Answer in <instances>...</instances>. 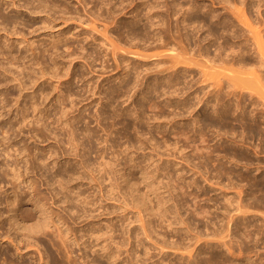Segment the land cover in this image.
<instances>
[{"label":"bare ground","instance_id":"1","mask_svg":"<svg viewBox=\"0 0 264 264\" xmlns=\"http://www.w3.org/2000/svg\"><path fill=\"white\" fill-rule=\"evenodd\" d=\"M24 1L26 2L25 4H27L28 7L30 5L31 6L33 5V2L31 0H30L31 2H29L28 0H24ZM39 1H40L39 4H37V6L34 7V10H39V9L45 10V9H48L49 11H57L59 9L60 12L62 11V7H61L62 5H59L58 0H39ZM93 1L94 0H90L89 3H91V2L92 3H94V2L97 3V0H95L94 2ZM137 1L138 0L121 1V4L119 2V5H117L118 6L117 9H116V4H117L116 3V4H113V7H111V8L108 9V14L105 11V15L106 14L108 15L107 19L110 20V23L112 25L115 24V27L113 26L114 27L113 29L116 30V32L114 34L115 36L114 35L113 36L111 35V32L110 31L112 30V27L110 28L109 25H106V27H105V25L102 23L104 25V27H103L104 31H102L103 29L101 27H99V28H101L102 30L98 29L99 31H102L103 32V34L101 33L102 36H103V41H101V44L100 45L101 46H107V45L110 46L111 51H109V52L111 54V57L114 59V60L113 59L112 60L115 63H117V66H115V67L122 68L121 71L123 72V73L121 72L122 73V76L119 74L121 77H119V75H118V78H116L113 81L110 79L111 81L109 80V82H108V85H109V84H111V82L114 83V81L116 82V80H119L118 85L117 84H115V85L113 84V85L108 86V88L106 87L107 85H104V86H102V88L104 89V87H106L108 89V90L106 89L108 92L107 91H103V90H102V93H100V94L98 93L99 91L97 92L98 95H101V96L102 95H105V97H101L100 98L101 101H105L106 100V102L108 103V105L112 107V103L114 105H116L115 103H116V101H118L119 98H121L123 96L125 97V95L126 96L131 95L129 92H133L132 90L135 89L139 84L141 86L144 85V87H142V90L141 91H142V95H143L142 98L144 100L145 99L148 100V101H146L147 102L146 103L147 106H144L143 104L140 105L138 103H135L133 105L134 106L133 107L134 108V111L131 112L133 109L132 110L130 109L131 110L130 113L131 114L133 113L134 116L136 115L135 116L136 117V120H139L140 122H142V121H144V116L146 115V111L147 110H149V111H151V112L154 113L156 110L159 109V111L158 112H155L154 115L152 117H150V119H152L154 116L157 119L158 118L161 119V117L164 118L163 116L166 117V115H164L162 113V110H161L162 108L164 109V107L163 106H161L162 108L160 107V104H158L157 101H155L156 99L155 98H154L155 100L153 99V97H154L153 95H156L157 96L160 92L162 93V96L163 95H167V96L171 95V97H166L165 100H167V98H169L172 101L173 100L172 97L175 94L176 96H175L174 99H176V97H177V100L179 99V101L177 103H182V105L181 106L180 105L178 106L176 103H174V101H172L173 103L171 102V104L170 103L168 104V102H169V99H168V101H166L167 102V104H166L167 107L173 108L172 110L175 112V115H174V113L172 115H170V114L167 113L169 115V117H171V116L174 117V116L177 115L178 117L181 118L182 117V114H183V111H184L185 114L187 112H189V111H190V113H192L195 110V108H196L197 105L203 104V106L201 107V109H203V113L204 114H207L205 112L208 111V114L209 115H207V116L212 117L211 120H209L210 119L209 117H208L209 119L206 118V119L203 120V122H204L203 124L205 125L206 128L207 127L211 128V127L215 126V128L217 127L219 130L226 129L227 131L228 130L233 131V130L236 129V128H233L232 127L233 124H234L233 122L235 121L238 124H240L239 125V128L241 127L244 130V132H241L242 130L240 131L238 129V131L241 132V137L240 136L239 137L241 139H245L244 142L247 139L245 137V134L246 133H247L246 136L249 138L247 140V142L248 141L250 142L251 141L250 139H252V138H259L260 144H261L260 145L261 146L260 147V151L258 150L259 148L256 149V150H254L256 148V147H254L255 146L254 143H253L254 146L251 145V147L253 146L254 149L250 147L251 149H253V151H255L256 156L258 154L264 153V116H262V115L261 116H258V115L255 116L253 114V110L251 112L246 111V105H247L246 102H248V100L250 101V102H248V103H250V106H253L254 107L253 109L255 110V112H256V110L258 111L259 107L262 105V104L259 105L258 109L256 108L258 105H257V102L254 101V95H253V93H255L254 89H256V91H258L257 89H260L261 91H264V34H262L263 31L261 29L259 30V28H261L260 27L261 25H262V27L264 26V18L262 17L263 16L262 15L261 17L263 18V20L260 19L261 20L260 21L258 19L260 17V14H259V16H257V18L254 17L255 18L254 19L253 18V16H254L253 15V12H254V10H256V14L257 13H261L260 12V8H261V4L264 5V0H258L257 2H255V1L253 2V0H212L213 3H210V4H213V5H216L217 3L218 4H221V6H223V7H221V9H223L224 13L223 14H222V12L221 13L220 12L218 13L219 10L217 11V8L208 9L209 8L208 7L207 10H208V14H210L209 16H207L208 14L206 16H204V15L203 16H199L198 15V13H200V11L202 12L203 10L206 9V6H204V5H207V4L202 5L203 2H199V3H202V4H199L195 0H193V1L188 0L189 4L185 0V2H187L186 3L187 5H184V4L181 3L184 0L183 1L180 0L181 2L179 0H171V1H169V0H139V2H137ZM81 2H83L82 4L84 6H86V5L89 4L88 3V0H82ZM106 2H104L105 3V6H110V5L112 6V3L113 2L112 3H109V2H111V1H109L108 4H106ZM124 2H128L127 4L125 3L126 6L124 5ZM15 3H13V4L17 7V4H15ZM92 3H91V5H92ZM95 3H94V5H92L93 7L96 6ZM134 3H135V5L133 6L132 4H134ZM100 4H103L102 1H101V3H99V5ZM114 5H115V7H114ZM121 5L122 6L124 5L123 8L122 7L120 8ZM101 6L104 7V5H100V8H101ZM143 7H145V8L143 9ZM118 8H120V9H118ZM129 8H130V10H128ZM31 9H33V8H31ZM92 9H91V11L88 9V12L91 13L95 9L97 11L96 12L94 10L95 11V14L98 13V10L99 9H98L97 6L93 10ZM102 9H104V8H102ZM62 12L64 14L66 13V11H62ZM62 12L60 14H62ZM1 13L3 14V12H0V15H1ZM36 13H37V11H36ZM129 13L131 14V16L128 17L127 20L126 19L124 20L123 18H122L123 20H120V17H122V15L123 16H126ZM48 14H49V12H48ZM92 14H93V16H95L93 12H92ZM92 14H90V15L92 16ZM102 14L103 13H101V17L104 16V18H103L104 20L103 21L106 22L105 21L106 20L105 17L107 15L105 16L104 14L103 15ZM129 15H127V16H129ZM93 16H92L91 19L95 23L98 20L94 19ZM98 16H99V14H98ZM3 17H5V16H3ZM68 18H70V17H68ZM95 18H96V16H95ZM99 18H100V16H99ZM9 20L11 21V18ZM9 20H7V19H3L2 20L3 23H6V27L7 26H10V25H7V24H10V21ZM101 20H102V18H101ZM11 22H13V20ZM44 22H43V24H44ZM98 23H100V22H98ZM108 23H109V21L106 22L105 24H108ZM259 23L261 25L258 27V24ZM47 24H48V22H47ZM195 24H200V25L203 24V26L205 28L207 26L208 31H207V29H205L206 32L208 33L207 36H206L207 38L201 39L200 36L197 37L195 35V33L193 31H191L192 29L190 30V28H193L194 29V27H192V26L195 25ZM6 27H5V29H6ZM204 27H203V29H204ZM244 29H246V30L244 31ZM88 31H87L88 33H86V32L84 33V35H86L84 39L85 40L91 39V41L93 43L96 42V39H93L94 37L89 36L90 30H88ZM98 33H100V32H98ZM19 35H21V34H19ZM58 35H60V34H58ZM64 35H65V33L62 36L64 38H62L61 35H60V38L57 39V37H56L52 41L53 43L51 42V45L52 46L51 45L50 46L52 48L50 47V49L54 50V52L56 51L57 54L60 52L59 51V46H60L59 44H63L68 50H70L71 48H74L75 47L73 44L68 43L69 41H71V40L68 39L69 36L67 37L66 35L65 36ZM248 35H250L251 37L249 36L250 37L249 38ZM72 36H74V35H72ZM80 36H83L82 32H81V34L79 36L74 37V38L77 39L78 37L80 38ZM52 39H53V37H52ZM78 40H76V41H78ZM21 41H22V39H21ZM218 41L219 42L221 41L222 43L219 44ZM214 42L215 43L218 42L217 43V46L214 44ZM19 43H20V40H19ZM88 43H90V42H88ZM147 43H149V45H148L149 47L147 46ZM24 44H25V42H24ZM27 46H29V45L27 44ZM31 46H32V44H31ZM214 46H216L217 48L215 49ZM15 47L13 46V44L2 46L1 43H0V49L2 51V52H0V74L3 77V80L0 81V86H1V84H3L2 87L7 88V90L10 87H16V88H19L20 91H22L24 89V84H25V87H27L26 85H28V84H26V81L29 79V80L32 81L31 82V84L33 83L32 85L35 86V84L37 83V86H38L39 91H40L39 93L41 94V95H39V94L38 95L41 96V97H43L44 100L47 101V99H49V95H48L49 93L47 94L45 92V90H42L43 89L42 88V85L45 84L46 81H43L42 80L43 82L41 81V83H40V81H39L40 78H38L36 76H33V74H31V70H29L28 73L25 72L26 68H28V69L29 68H32V67L34 68V66L31 64L32 62L30 63L32 65L31 67L24 66L25 64L28 65L27 62L23 66H21L19 64L20 63L19 60L22 58L23 55L19 56L20 54L19 55L16 54V52L14 50L17 49V48H15ZM32 47H34V46H32ZM28 48H31V47H26L25 49H28ZM37 48L38 49H42V48H39V47H37ZM37 48L30 50V52L32 51L31 53L33 55V58L32 59L34 60L35 65L36 64L37 65L38 64H41L47 70V67L45 66L46 64H45V62H43L44 60L42 59L41 62H43V63H41L40 60H39L40 58L39 59L36 58L37 57V54L40 53V55H41V51H43V50H40L39 51ZM75 48H77L78 51H76V50L73 49L74 51L71 52L72 50H70L69 52H71L72 54H69L70 56L69 55H66V56H69V58H71V56H75V58H76V55H74V53L79 52V50H80L81 47L80 48L75 47ZM134 48H136V49L137 48L138 49L140 48L139 50L143 51L145 54L143 52L141 53V51H135L136 49L134 51H132L133 52V54H132V52L129 51V50L130 49L133 50ZM212 48H213V50L214 49L215 50L212 51ZM36 49L39 51V53L37 52ZM46 49H48V46L42 52L41 58L43 56L45 57V54H44L45 52L48 53V50L49 49L47 51H46ZM81 49L86 51V49H85L84 46H82ZM107 49L108 48H106V50ZM93 50H90V53L87 52L88 53V56L86 55L87 57H89L90 60L92 58L94 59V55H95L94 52H95V50H94V52H92ZM164 50L167 51V54L166 53L165 54H162L163 52H165ZM87 51H89V50H87ZM146 51H149V52L150 51L151 52L154 51L155 53L153 52V54H149L148 55L146 53ZM156 51H158V52L156 53ZM168 52H169V54H168ZM56 53H54V56L56 55ZM102 53H104V52H102ZM107 53H106L105 56L108 55ZM61 54H63V53H61ZM129 54L133 55L132 58H135V57L141 58L142 57V58H144V59L146 58L148 60L146 62H143L144 64L141 63L142 61L140 63H139V61H138V63H136L137 61L135 63H133L131 60H129V59L127 60V58H126ZM4 55L6 57L5 59H4ZM52 55H53V53H52ZM79 55H77V57H79ZM97 55H99V53ZM59 56H61V55H59ZM66 56L63 57V55H62L61 57H63L62 59H65L66 60V58H67ZM81 56H80V58H83ZM38 57H40V56H38ZM23 58L25 59V57H23ZM26 58H27V56H26ZM85 58L86 57L84 56V59ZM59 59H61V58H59ZM93 59H92V61H93ZM99 59H100V57H99ZM28 60L30 61L31 59H28ZM51 60H53V62H54L53 67H57L59 65H62V63L59 62L60 60L58 61L60 64L57 65L58 63L56 62V58L55 57H54V59L52 58ZM86 60L83 61V62H85V63L88 62ZM62 61H64V60H62ZM30 64H29V66H30ZM88 64L90 65L91 63H88ZM257 64H258V67H255V68H258L259 70L256 72V71H254L255 68L253 66L254 65H257ZM89 65H87V66H89ZM153 65H155V66H153ZM89 67H87V68H89ZM45 68H41V70L43 69L42 70V73L43 74H45V70H44ZM49 68H52V67L49 66L48 69ZM65 68H66V66H65ZM56 70H59V69H56ZM91 70H92V68H91ZM91 70L89 68V71H91ZM220 70L221 71L223 70V71L221 72ZM63 71H60V72L63 73ZM67 71H69V69ZM48 72H50V69L48 70ZM48 72H46V73H48ZM25 73H27V75H25ZM68 73H70V72H68ZM51 74H53V73H51ZM149 74L150 75L151 74H154V75H152V76H154L153 79L150 76H149V78H147V76ZM53 76H54V74H53ZM57 76H59V73H58V75L55 74V77L58 79ZM81 76H82V74H81ZM81 76H80V78H81ZM83 76H84V74H83ZM60 77H59V79H60ZM75 77H76V75H75ZM26 78H28V79H26ZM84 78H86V77L84 76ZM189 78H192V79L189 81L188 80ZM71 79H72V77H71ZM148 79H151V82L148 83ZM29 80H28V82H29ZM106 82H107V80H106ZM59 83H62V82H59ZM67 84H68V81H67ZM159 84H161V85L165 84V85L161 86L162 89L159 87L161 91L158 89V87H156V85H159ZM140 85H139V87H140ZM146 85H148V86H146ZM40 86H41V88H40ZM44 86L45 85H43V87ZM60 86H61V84H59V87ZM59 87H57V90L60 89ZM194 87H197V88L192 93L188 92V91H192V89ZM91 88H90V90H91ZM139 89H141V88H139ZM149 89L152 90V91L149 92ZM206 89H209V90L206 91ZM24 90H26V89H24ZM62 90H59L60 91V92H58L59 95L56 94V95H58V96H55V98L57 97L55 99V101H54L56 103H53V104L51 103L52 106H50V107H53L54 105L56 106L57 103H60L62 105L64 103L66 104V102L67 101H70V99L73 97L72 92L66 94V92H64L65 90H63V91ZM94 90H96V89H94ZM136 90L138 91V89H136ZM136 90H134L135 91L134 93H136ZM144 90H146L148 92H146ZM92 91H93V89H92ZM249 91H252V92H249ZM261 91L260 92L258 91V92L262 96V93L264 95V92H261ZM90 93H92V92H90ZM179 93L180 94L182 93L181 94L182 96L183 95H187V96L181 97ZM96 94L93 91V95L95 96ZM139 94H141V93H139ZM10 95H11V93L9 95L7 93L6 97H9ZM20 95H21V93H20ZM33 95H34V93H33ZM192 95H196L197 102H195L194 104H190L189 103V101L192 100V98L189 99V97L192 96ZM22 96L23 95H21V98H22ZM237 96H239L240 99H236ZM252 96H253V98L251 99ZM158 97L159 96H157V100H159ZM192 97H194V96H192ZM21 98L19 100L17 99V101L20 102L19 105H18V107L21 105V103H22L21 101H23L22 105L24 104L23 105V108H21L22 105L20 106V108L22 109L21 124H23V125L25 124L26 127L29 128V131L30 132H34V133L37 134L36 136H40L42 132L45 133V131H47V132H50L51 134H53L55 136V138L53 137V139H56L57 140V138H59V136H61L62 133L61 134L59 133L60 134L59 135L55 131H56L58 125L62 126L64 124V126L67 127L66 130L68 129V132L67 133H68V135L70 137L69 143L72 146H74L77 150L81 146H84V143L80 144V142L78 141V139L76 137V133H75L76 132V128L73 125L75 123H80V121H81L80 120V117H81L80 115L81 114L80 115L77 114L78 116L76 115V116H72L71 117V116H69V111H68L69 110L68 109L69 106L63 107L61 105H60L61 108H63V111H62V109L59 108V110H61L60 113L62 112L61 114H58L59 113V110H58V112L56 110V108H57L58 105L56 106V108L54 107L55 109H53L52 112H50V113H49V111H45L44 112V110L40 109L41 104H44V100H43V103H41V104L39 102L37 103L36 102V101H38V100H36V99H38L37 98V94H35L34 97H31V98H33L32 99L33 101L31 100L30 103H28V102L26 103V101L23 100V99L21 100ZM76 98L78 100L77 95H76ZM24 99H25V97H24ZM50 99H54V98H50ZM34 100H36V101H34ZM165 100H164V103H165ZM10 101H11V99H10ZM80 101L81 100H79L78 102H80ZM134 101H132V102L134 103ZM74 102H76V101H74V100L71 99L72 109L74 107L73 106L74 105ZM78 102H77V104H78ZM128 102H129V100H128ZM212 102H214V103L212 104ZM258 102H259V100H258ZM3 103H4V101H3ZM9 103L10 102H8L7 104H9ZM17 103H15V104H17ZM99 103H100V101H99ZM133 103H131V104H133ZM160 103H161V101H160ZM161 104H163V103H161ZM210 104H212V105L210 106ZM119 105H117V108H118ZM104 106H102L101 108L102 109L103 108L106 109V107H104ZM106 106H107V104H106ZM208 106L213 107V108H210V109H213V110H207ZM250 106H249V108H250ZM20 108H18V109H20ZM29 108H31L32 110H34V111H32L33 113L35 112L34 113V116H33V114H30L29 113L30 115L33 116V117L31 116L32 118L28 114V111L31 112V110ZM117 108H116V111L118 109L119 110L121 109V108H118V109ZM263 108L264 107H262V109ZM102 109H100V110L102 111ZM41 110L44 112L43 119H40L39 118L40 117L39 114L40 113L43 114V112ZM45 110H47V109H45ZM110 110L112 112L113 111V107L110 108ZM126 110H127V108L125 109V111ZM169 110H170V108H169ZM172 110H171V113H172ZM181 110H183V111L181 112ZM260 110H261V108H260ZM116 111H114L115 114H117ZM125 111H123V112L125 113ZM70 112L73 113V110L70 111ZM106 112H107V110H105V113ZM117 112H119V111H117ZM261 112H264V110H261ZM81 113H82V111H81ZM105 113H104V115H106ZM121 113H122V111H121ZM121 113L119 112L117 114L116 118L117 117H120L123 114V113L122 114ZM126 113L128 114L129 111L128 112L126 111ZM256 113L258 114V112H256ZM131 114H128V115H131ZM260 114L261 113H259V115ZM110 115L112 116V115H114V113L113 114H110ZM128 115H126V116H128ZM133 115H131V116H133ZM197 115H200V114H198V112H197ZM101 116H102V114H100V118H101ZM107 116H109V114L106 115L105 119H100L99 118L100 119L99 120L97 118V121H98L99 125H101V129L102 130H104V126H102L103 125V121L107 120L106 123H108L109 122L108 120L110 118L113 119V121H114L113 124H112L114 127H115V124H117V123H115V119H116L115 117L112 118V117H107ZM124 116L122 115V117H124ZM177 116H176V119L178 120L179 118ZM213 117H216L215 119H217L216 120L217 121L216 124L214 123L215 121L212 120ZM51 119H53V120L50 121ZM164 119H162L163 122H165ZM172 119L174 120L175 117L172 118ZM260 119H261L262 123L259 126L258 123H256V122H257V120L260 121ZM122 120H123V118H122ZM153 120L155 121V119H153ZM165 120H167V119H165ZM173 120H172V122H173ZM118 121H119V119H118ZM132 121H130V122H132ZM156 121H159V120H156ZM169 121H171V120L169 119ZM201 121L199 120V118H197L195 120V123L200 126V122ZM17 122H18V120H17ZM122 122L120 123V125L122 124ZM130 122H128V123H130ZM167 122H168V120L166 121V123ZM190 122L193 124L194 123V120H193V122L192 121H189V123ZM254 122L257 124L255 128H254V126H255L254 125ZM10 123H13V122H10ZM111 123H112V121L110 122V124ZM128 123L126 124V123L123 122L124 125L123 124L122 125L124 126L123 129L125 128L126 131L129 132V130L131 129L130 127H134V126H132L133 124L131 125V124H128ZM177 123H178V121H177ZM184 123L185 122L183 121V125H182L183 128H179V129L177 128L176 133H174V135L178 138V140H177L178 143H179V139H184V140H182V142L185 141V144H188V143H190L189 140L192 139V140H190V141H192L191 143L194 144L192 146L193 147L192 149L194 151L198 152V154L195 152L196 153V156L197 155L198 156L200 155V157L202 159L203 158H206V160L208 162H210L211 157L213 158V156H214L213 154H216L214 152L220 150L221 151V152L219 151L220 154L223 153L222 150H225V149H222L221 150V149H219V147L222 146V148H223V145L222 144H225L226 145L227 142L225 140L224 141L226 143L223 142L222 144H220L219 147L217 145H214V147L215 146L218 147V148L216 147L218 150L216 148H213V147H212V150H210L211 145H210L209 141H208V146L207 145L205 147L203 146V144L205 145V143H207V140L205 139V136H206L205 134L209 135L208 133H206L207 131L205 132V130H204L205 127L202 128L200 126V129L198 128L199 130H195L194 132H192V134H190V132L186 131ZM55 124H57L56 127H54ZM139 124H137V126ZM143 124H145V123H143ZM185 124H186V126L188 125L187 120H186V123ZM9 125H11V124H9ZM134 125H135V122H134ZM145 125H147V124H145ZM173 125H171V128L172 129H173ZM177 125H179V124H177ZM194 125H189V126H194ZM20 126H22V125H20ZM117 126H119V124ZM137 126H135V129H136ZM189 126H188L187 130L190 129ZM236 126H234V127H236ZM5 127H7V126H5ZM11 127H13V126H11ZM87 127H88V125H87ZM112 127H111V125L109 126V128H112ZM23 128L24 127H22V129ZM137 128H138L137 129L138 131H141L143 133V130H140L139 126ZM1 129H3V128H1ZM59 129H61V127ZM63 129L64 128H62V131H63ZM115 129H117V128H114V130ZM20 130H21V128H20ZM161 130H162V127H161ZM174 130H176V129L174 128L173 131ZM215 130L213 128V132ZM94 131H92V129L90 130L89 127H88L86 129V131H85V133L87 132V134H86L87 135V138H86L85 133H84V136L87 139L86 140V142H87L86 144L88 146H90V147H91V144L93 143V141H95L96 139L98 140V138H99L98 137L95 140H93V138L97 137L96 132H94ZM110 131H111V129H110ZM110 131H108V132H110ZM115 131H117V130H115ZM138 131L137 132L135 131V132L136 133H139ZM158 131H157V133H158ZM163 131H162V133L164 134ZM9 132H11V131H9ZM64 132H65V130H64ZM108 132H107V134H108ZM234 132H231V133H233V135H235ZM153 133H156V132H153ZM220 133L221 132H219V134H218V132H217L218 135H220ZM7 134H8V132H7ZM82 134L83 133H81V135ZM104 134H106V133H104ZM139 134L141 136V133H139ZM189 134H190V136L193 135L192 138L189 137ZM238 134H240V133H238ZM129 135H130V133H129ZM142 135L144 136V134H142ZM159 135H161L160 132H159ZM218 135H217V137H218ZM226 135H227V133L224 134V136H226ZM48 136H49V134H48ZM171 136H173V135H171ZM49 137H51V136H49ZM122 137L124 138V135H122ZM145 137H146V135H145ZM157 137H158V135H157ZM221 137H223V136L221 135ZM42 138H44V137H42ZM103 138H105V137H103ZM137 138H138V136H137ZM161 138H162V136H161ZM169 138H167V139H169ZM196 138H198V141L199 140L201 141V144H199L201 146H199L197 144L199 142L196 141L197 140ZM206 138H208V137H206ZM44 139H46V138H44ZM152 139H154V137H152ZM219 139H220V137H219ZM230 139H229V142L228 143H230ZM235 139H233V140H235ZM3 140H6V139H3ZM82 140H85L84 137H83ZM140 140H141V138H140ZM146 140H148V138ZM9 141H10V139H9ZM143 141H145V140H143ZM148 141H150V140H148ZM151 141H153V140H151ZM172 141H173V139H172ZM58 142H59V140H58ZM100 142L102 143V141H100ZM109 142H110V140H108V138H107L105 140V143H109ZM119 142H117V143H119ZM140 142H139V144H140ZM161 142L163 144V141L162 140H161ZM161 142H160V145H161ZM217 142H220V141H217ZM237 142L240 143L239 141L236 140V143L235 144H237ZM251 142H253V141H251ZM101 143H99V144L101 145ZM112 143H113V141H112ZM136 143H137V141H136ZM145 143H146V141H145ZM164 143H166V142H164ZM174 143H176L175 142V139H174ZM130 144H132V143H129V145ZM182 144L184 145V142ZM217 144H219V143H217ZM245 144L243 145V143H242L241 145H243V146H245V148H247L246 147L247 145H245ZM151 145H152V143H151ZM175 145H177V143ZM191 145L188 144L187 146H191ZM229 145L231 147V144H229ZM233 145H234V143H233ZM127 146H128V144H127ZM133 146H136V145H133ZM212 146H213V144H212ZM227 146H226V148L228 149L229 147H227ZM248 147H249V145H248ZM69 148L71 149L72 147H69ZM154 148H155V146H154ZM156 148L158 149V147H156ZM189 148H191V147H189ZM231 148L228 149V150L227 149L225 150V152L227 153V155H229V158H230L231 155L232 156L235 155L238 158H240L239 159L240 161L246 160V163L247 164H248V162H251L252 163V160H253L252 157H253V154H254V152L252 153V150H250V152L252 153V155H251V154L245 152V150H244V152L242 150H241L242 152H240V150L237 149L239 147H237L236 149L233 147L235 150H238V151L232 150L233 148L232 149ZM84 149L86 150V147L85 146H84ZM181 149H183V148L181 147ZM181 149H179V150H181ZM239 149H242V148H239ZM8 150H7V152L9 153ZM31 150H29V151H31ZM193 150H191V151H193ZM246 150H248V149H246ZM18 151H20V149ZM26 151H28V150H26ZM73 151H75V150H73ZM90 151H91V149H90ZM62 152H63V150H62ZM79 152H81V150ZM85 152H88V151H85ZM85 152H83V153H85ZM180 152H182V151H180ZM83 153H82V155H84ZM93 153H94V151H93ZM95 153H96V151H95ZM26 154H28V153H26ZM91 154H92V152H91ZM55 155H58V153L57 154L55 153ZM227 155H226L225 158L228 157ZM27 156H29V155H27ZM35 156L34 157L31 156L32 157V160H31V162H32L31 164L32 165L30 164V167H27V169L25 167V169L27 171L28 170H32V172H33V169H38L40 171L44 167L46 169V166L45 165H46L47 162L45 163V161H43V160L40 161V159H42V158L39 156L40 159H37V157H35ZM88 156H91V155H88ZM157 156H158V153H157ZM187 156L188 157L185 156L186 159H188V158L191 159L190 156H189V154ZM218 156H219V154H218ZM222 156L223 155H221L219 157H222ZM14 157H16V156H14ZM85 157H86V155H85ZM102 157H103V154H102ZM191 157H192V155H191ZM214 157H217V155H215ZM44 158H46V157L44 156ZM225 158L222 157V160H224ZM257 158H259V157H257ZM257 158H256L257 162H260L261 160H259ZM97 159H99V158H97ZM202 159H200V160H202ZM204 160L205 159H203V162H204ZM232 160H234V159H232ZM239 160L237 159V163L240 162ZM38 161L41 164H43L42 165L43 167L41 165H38V163H39ZM85 161L82 158L81 163H82V166H84L83 168H85L86 167L85 165L87 164V160L86 159H85ZM101 161L103 162V159ZM191 161H193V160L191 159ZM198 161H199V158H198ZM19 162H20V160H19ZM19 162H16V163H19ZM221 162L222 161H220L219 163H221ZM99 163H101V162H99ZM106 163H104V164L106 165ZM233 163H236V162H233ZM25 164L27 165L26 162H25ZM55 164L56 163H54V165ZM101 164L103 165V163H101ZM189 164H190V162L188 163V165ZM192 164H195V162L192 163ZM192 164H191V166H192ZM211 164H213V163H211ZM211 164H210V166H211ZM227 164H225V165H227ZM18 165L19 164L15 165V168L14 169H13V167H10L9 164L8 165H5L6 168H5V170L3 169L2 174H1V175L5 176V177H10V179H9L10 181L9 182L11 183L10 184L12 186L11 189L13 190L12 192H13V196L15 198V199L13 198L14 200L11 202V197L8 195V200L6 202V204H7V207L6 208H8L7 211H6L7 212V215L5 216V214H3L5 217H7L6 220L5 219L4 220L6 221V223H8L7 221H9L10 226L9 225L8 226L11 227V229H9V230L6 228L8 230V232H7V237H5V239L8 238V240L14 246L15 252H13V250H7L6 251V248H5V251H6L5 252L2 249V247H1L0 248V264H81V263L82 264H139L140 263V262H138V260L141 259V258H139L138 260H137L138 257L135 258L138 255L136 253V249L137 248L135 250L132 249L131 253H133V251H135V252H134L133 255L129 254V256L127 257V259H123V257L121 256L122 255V252L120 254V251H121L122 248H124V245H125L124 242L126 241V240H124L125 237H124V239H121L124 242L119 241L120 234L121 233L118 232L119 235H117V238H115L114 236H113L114 238L111 237L112 234H111V236L110 235L108 236L110 228H112L111 230L113 231L115 229V228L113 229V227H116V224L111 225L112 224L111 223L110 224L111 225L110 228L106 225L109 229H108V231L106 230V232H105V230H103L105 233L102 232V228L101 229L99 228L100 229V232H102V235H100L99 232H98V234H99L98 235L94 231V229L97 230L96 228H94V226H95V224L97 222L95 223V222L91 221V222H93L95 224L92 225V227L88 226V230L86 229L85 231H83L81 229V231H83L84 234L79 235V232H81V231L77 230L78 227H76V225L79 224L78 223V220H80L81 218L82 219L83 218H86V220H88V218L91 219L90 217L93 215L92 214L93 212L90 213L91 215L89 214V212L92 211L91 210L92 207H90V206L93 205V203H92L93 200H90L89 197L83 195V193H80L79 192L80 190H78V192H77V189H78L77 187H76V189H74L75 186L73 188L71 187L70 184H72L71 181H73V180H70V178L76 176L75 175V169L73 170V168H72L71 171L70 170L69 171L68 170L65 171V172H67L66 173L67 176L66 175L65 176L67 178L69 177V179H67L64 176V173H63L64 171L62 172L60 170L63 173V175H61L59 171H58L59 174H58L57 171H56L57 174L54 173V174H56L57 180L55 179L56 181L55 180H53V181H55V183L58 182L57 184H58L59 190L57 189L58 191H56V187H54L53 189L51 188L53 193L52 192H50V193H51V195H53L52 196L53 199H54V202L53 203L54 204H57L59 206H62L63 204L66 205L63 208V210L60 209L61 211L56 212V211H54V209H51V207H50L51 205L49 204V202H50V200H52V198L50 196L44 195L43 192H41L40 186L38 185V183L36 181H34V178H33V180L30 179L31 180L30 181V186H29L30 188L27 187V186L26 187H22V182H24L25 180L21 182V179L23 178V174H22V172H20V170H21L20 167L21 166L19 167ZM97 165H99V164L97 163ZM205 165H207V163H205ZM205 165H202V164L199 165V163H198V166L199 167L202 166L203 168L204 167L206 168ZM225 165H223V167H222L221 164H220L219 167L217 166L215 168L217 170V172H218V173L216 172L217 174H215V171L214 170H210L211 172L214 171L212 173H214L216 175V176L214 175L215 177H213V176H211V177H213L215 179H217V178L218 179H221V176L223 177L224 175L227 176L229 174H233L234 171L233 170H230L232 168L227 169L228 167H231V166H228V167L225 168L224 167ZM248 165H249V167L252 166V164L251 165L248 164ZM248 165L246 167H248ZM12 166H13V164H12ZM140 166H141V164L140 165L137 164V166L136 165H133L131 167H129L128 165H125V167H123V169H121L119 171V172L122 171V173H120L121 174V178L124 180L123 182L127 184L126 185V188L127 189L132 190L137 185L136 180H134L133 177H132L133 176L132 175V173H133L132 172V169L138 168ZM210 166L207 167L206 170L207 169L209 170V168H211ZM234 166H236V165H234ZM256 166H257V163H256ZM202 167H201V169H202ZM87 168H85V169H87ZM142 168H144V166ZM194 168L192 170L193 172L196 169V168L195 169ZM205 168L203 169L204 171H205ZM235 168H234V170H235ZM258 168H256V169H258ZM260 168H263V167H260ZM60 169H61V167H60ZM98 169H99V167H98ZM252 169H253V166H252ZM252 169H250V170H252ZM99 170H98V173H102V172L105 173L106 170H107V168L105 169V167H103L100 170V172H99ZM148 170H146V169H145V171L143 170V174H142L143 175V182L145 184H146V182H150V183H148L146 185V188L149 191L154 192L156 194V198H157V201L158 202H157V205H155V206H158V207L157 208L155 207L156 210L153 207L152 208L154 210L151 208V206H152V199L151 198L152 197L149 199V197H148L149 195H147L148 193H146L147 190H145L146 192L144 194H142V196L139 199L136 198L134 200H136L139 204L141 203V206H140V214H141L140 215V217H141L140 218V221H141V225H140V227H141V231L143 233V236H144V238H145L146 241H149V242H152V243L146 244V242H144V239L142 241L141 238L139 237L140 235H138V236L136 235L135 229L133 231V229L132 230L131 229H128L127 230L125 228V230H127V231L124 230L125 231L124 233L127 232L126 234H128L127 235L128 236L127 237V240H128L127 242H129L131 239H134V244H137L138 243L139 245H142L143 247H145V249H146L145 256L148 258L147 260H149V261H152L153 260L152 258L157 255L155 253L156 255L154 254L151 257L149 256V255H151L150 252L152 251L151 244L157 246L156 248H158L160 250V253H158V255H161V254L162 255H161V257H158L157 260H154L153 262H151V264H264V223H263L264 221H262L263 220V217H264V214L262 212L259 213L261 215L263 214L262 216L260 215V217H262V220L259 219V222L262 221V223H263V224H261V222H260L261 225L256 224V223L253 224L254 221L252 223V219H251V218L254 217V214H253V212L251 210L254 209L253 210L254 213H258V212L255 211L256 209L257 210H261V209L263 210L264 209V177L263 178L262 177L261 178H258L256 176V177H253L252 178V176L249 175V174H252V173H249V171H247L248 174H245L246 173V169H245V173L243 172V170H242L243 173H240L241 172L240 171L239 174H238V177L240 178V180L243 181V182L246 181L244 183H247L248 182L251 185V187H254V188L256 187L258 189V190L257 189L256 190L259 193H257V194H254V193L252 194L251 193L255 197L251 195L254 198H252V197L251 198H248L250 196H248V197L246 196L247 198L245 197L246 198L245 199L244 196L245 195H249L250 193L248 192L249 190L247 191L246 189H244L245 186H243V189L249 193V194L247 192L244 193L243 192L244 190L242 191L243 192V195L245 194L242 197L244 199L241 198V200H239V203L238 204L237 203H231L230 204V202L228 201L227 203H229L230 206H228L227 204L226 205L224 204L223 207H222V208H224L223 209L224 211L223 210L219 211V207H217V209H215L216 208L215 207L214 210H216V211L214 212L212 206H211L212 207V210H211V207L210 206L204 205V204L201 205V202L202 201L204 202L205 201V198H206V196H204V194H201V196L203 195L202 197H205V198L204 199H201L200 194L197 193V192H195V190H194V192L188 190L189 188L192 189L191 188L192 185L195 186L198 183L197 181H199V180H197V181L193 180L191 183H188V184H187L188 181L186 183L185 182H182L184 184H187L185 186V185H181V184L175 182L177 180H175L173 182L171 178L174 177L175 175L172 174L173 175L172 177L170 175H168L170 177H167L169 181L167 180L168 182L166 183V182L163 181V179L161 180L162 177L160 178V176L161 175H164V170H166L165 171L166 173L167 172L170 173V171H168L165 168L162 171V168L159 166V171L156 170V172L159 173V172L162 171L163 174L162 173H160L161 175L159 174L160 176H159V179L158 180L160 181V184H161V181H163L169 187V190H167V189L166 190L170 194H169V197H166V196H161V194L163 192L162 193L161 192H158L159 186H156V185H157V183L159 185V181L157 179H154L153 178L154 176L153 177L151 176V174L153 175V172L150 171V170H149L150 171L149 172ZM185 170H187V169H185ZM27 171H25V172H27ZM207 171L205 172L206 174L208 173ZM37 172H39V171H37ZM48 172H50V171H48ZM87 172H88V170H87ZM95 172H96V170H95ZM156 172L154 171V174ZM263 172H264V168H263ZM80 173H78V174H80ZM175 173H177V172H175ZM181 173H182V170H181ZM181 173H178V174H181ZM198 173H199V175H200V173H202V176L205 177V175H203L204 172H200L199 171ZM54 174L52 175V177L53 176L55 177ZM90 174H91V171H90ZM210 175H212V174H210ZM254 175H255V173H254ZM42 176L44 177L46 175H43V172H42ZM192 176H191V178L192 179H195ZM231 176H233V175H231ZM80 177L81 176H79V178ZM100 177H102V176H100ZM204 177L203 178L201 177L203 179V181H204L203 183L208 182V180L206 178L207 175L205 177L206 179ZM208 177H210V176H208ZM211 177H210V179L208 178L209 179L208 185L209 184H212V183H210V180L212 179ZM224 177H223V179H224ZM165 178H166V176H165ZM229 178H231V177L229 176ZM229 178H227L225 181H227ZM52 179H54V178H52ZM80 179H78V180H80ZM94 179L96 180V177L95 176H94ZM153 179L154 180H157L156 181L157 183H154L155 181L153 182L152 181ZM175 179H176V177H175ZM173 180H174V178H173ZM179 180H180V178H179ZM230 180L228 181V183L226 182V185H228L229 183H233L234 184V182H235L234 180L235 179H232V181H234V182H230ZM53 181H52V183H54ZM182 181H185V179L182 180ZM211 181H214V180L212 179ZM170 182H173V183H171V185H170ZM214 182H217V181L215 180ZM52 183L51 184L49 183L50 187H53L55 185V184H52ZM164 183H162V184L165 185ZM180 183H181V181H180ZM199 183H201V182H199ZM218 183L220 184L221 181L220 182L218 181L216 183L219 186ZM237 183H235L234 185H236ZM117 185L119 186V184H117ZM198 185L200 186V184H198ZM214 185H215V183H214ZM217 185H215V186L217 187ZM234 185L231 184L232 188H233ZM197 186H195V187L197 188ZM236 186H239V185L237 184ZM25 188H29V189L26 190ZM203 188H204V186H203ZM218 188H220V187H218ZM245 188L249 189L248 187H245ZM102 190L104 191V189H102ZM201 190L204 191V189H202V188H201ZM215 190H216V193H217V189L216 188H215ZM224 190H226L225 187H224ZM220 191H222V190H220ZM106 192H108V194L110 193L108 190ZM132 192H134V191L132 190ZM164 192H166V191H164ZM242 192H240V194ZM3 193H4V191H3ZM84 194H85V192H84ZM108 194H106V195H108ZM237 194H238V192H237ZM140 195H141V193H140ZM164 195H166V194H164ZM167 195H168V193H167ZM223 196H221V197H223ZM229 197H231V196H229ZM210 198H212V197H209V200H210ZM207 199L208 198H206V200ZM215 199H217V198L212 199V200H214V203H215V201L218 202V200H215ZM238 199H239V197H238ZM227 200L228 199L226 198V201ZM229 200H231V199L229 198ZM171 202H172V204L170 205L169 203H171ZM223 202H225V201H223ZM60 203H61V205H60ZM27 204L32 205L34 207V210L25 209L24 207ZM215 204H218V203H215ZM88 206L90 207V211L88 210V208H89ZM232 206H234L233 209H232ZM66 211H67V213H66ZM182 211H184V213L186 214V216L184 215V213H182ZM64 212H65V214H64ZM3 215L0 214V224L2 222L1 221V218H2ZM250 215H253V216H250ZM255 216H256V214H255ZM258 218H259V216H258ZM21 219L24 220V222H26V223H29V222L32 223L33 222V224L32 225L31 224L30 225L28 224L29 226H26L25 223L23 224L21 222ZM152 219L153 220L155 219V222H156V219H158L159 220V225L162 224V226H165L167 229L169 228L170 234H172V235H169L168 234L169 231H168V233H165L163 231L164 234L161 235L162 233H160V230H158V225L156 226V223L157 222L155 223ZM91 220H93V216H92V219ZM257 221H258V219L255 222H257ZM99 222H101V221H99ZM112 222L114 223V221H112ZM89 224H91V223L89 222ZM98 225H99V223H98ZM179 225H181L182 227L179 228L178 227ZM162 226H160L159 228H161ZM2 228H4V227H2ZM63 228H65V229H63ZM4 230H3V232H4ZM13 230L16 231V232L19 231V233L21 232L20 230H22L23 232L25 231L24 234H26V232H27V234L26 235H23L22 234L23 235V237H21V238H23L22 240H20V238L19 239H16L17 237L15 238V236H13V234L17 235V233H13L12 234L11 231H13ZM111 230H110V232H111ZM163 230H164V228H163ZM115 231H116V229H115ZM0 232H1V230H0ZM48 233H50L51 237L53 236V240L51 242H53V246H55V250H56V252H58V253H56V255L58 254L59 256L57 255V257H54V256L52 257V254L50 256L49 255L50 253L47 254L46 252H44L45 250L43 251L44 252L43 253V252L40 251V248L38 246L39 262H38V258L37 259L36 258L34 259L31 256H29L28 258H26L25 256L27 254L30 255V253H28V252H30V250L26 252L25 249H24V251L26 253H23L24 252V251H22L23 250V247L26 248V249H28V248H30V247L33 246V248H35V246L38 245L37 242H39V241H37L38 240L37 238H36L37 240L35 239V237L32 239V240L35 239L34 241L31 240V238L33 237V235L38 236L40 234L41 236H47ZM114 233L115 232L113 231V234ZM116 233H117V231H116ZM124 233H123V235H124ZM3 234L4 233H2V235ZM5 234H6V232H5ZM96 234L98 236H96ZM126 234L124 236H126ZM2 235L0 234V236H2ZM17 236L19 237L20 235H17ZM118 236H119V238H118ZM24 237H25V239H24ZM29 237H31L30 240H28ZM85 238H86V240H85ZM93 238L95 240L91 241V239H93ZM0 240H1V237H0ZM99 240H103V243H101V244H105L106 242L108 244L103 245V247L100 248L101 250L98 249L99 252H100L99 255H98L97 254L98 250L95 251L94 248L97 247V246H99V244L96 245L94 242H101ZM115 240H117V241H115ZM132 243H133V241H132ZM73 245H76V246L80 247V249H78V250H80V251L83 252V254L80 257L74 256V255H76V254H74L76 252H74L75 249H74ZM0 246H2V245L0 244ZM8 248H10V247H7V249ZM156 248H153V249L156 250ZM36 249H37V246H36ZM167 249H169V251L171 250V252H172V250H175L176 252L177 251L181 252L179 255H182V253L185 255V252H186L188 254L186 256H188V257H185L184 255H182V256H180V258L177 257V256L175 258H173V256H172V258H171L170 255H168L167 253H164V251L167 250ZM101 251H102V254H101ZM89 252L94 253V256L90 257L89 256ZM172 253H174V252H172ZM227 253L229 255H233V257H235L234 256L235 254H237L236 255V258L233 259V257H228L226 255ZM99 256L100 257H103L105 259V263L102 262V261H99V258H100ZM121 257H122V259H121ZM82 259H83V261H82ZM147 260L145 262H144V260H142L143 262L141 261L142 262L141 264H146V262H148Z\"/></svg>","mask_w":264,"mask_h":264},{"label":"rangeland","instance_id":"2","mask_svg":"<svg viewBox=\"0 0 264 264\" xmlns=\"http://www.w3.org/2000/svg\"><path fill=\"white\" fill-rule=\"evenodd\" d=\"M29 2H33V7L30 5L29 7L27 6V4H25L26 2L24 1V0H0V12H3V14L1 13V15H0V43H1V45L2 46H5V45H11V44H13V46L15 47V48H17V49H15L14 51L16 52V54H20L19 56H21V55H23L22 56V58L19 60L20 61V65L21 66H23L26 62H27V64L28 65H24V66H28V67H31L32 65L34 66V68L32 67V68H26V70H25V72H29V70H31V74H33V76H36V77H38V78H40V83H41V81L43 80V81H46V83L45 84H43V85H45L44 87H43V85H42V90H45V92L49 95V99H47V101L46 100H44V98L43 97H41V96H39V95H41L39 92V88H38V86H37V83L35 84V86L34 85H32L31 84V80H29L28 78H26V79H28L29 80V82H28V80L26 81V84H28V85H26L27 87H25V84H24V89H26V90H22V91H20L19 90V88H16V87H10V88H8V90H7V88H4V87H2L3 86V84H1V86H0V129L1 128H3V129H1L0 130V175L2 174V171H3V169L5 170V165H10V167H13V169L15 168V165H17V164H19L18 166L20 167V172H22V174H23V178L21 179V182L22 181H24V182H22V187H29L30 186V181L31 180H33V178H34V181H36L37 183H38V185L40 186V190H41V192H43V194L44 195H47V196H50L51 198H52V200H50V202H49V204L51 205L50 207H51V209H54V211H56V212H58V211H61V210H63V208L66 206V205H62V206H59V205H57V204H54L53 202H54V199H53V195H51V193L50 192H52V189L54 188V187H56V191H58L59 190V187H58V182H56L55 183V181L57 180V178H56V174H57V172L59 171L60 172V174L61 175H63V173H64V176L66 175V173L67 172H65V171H71L72 170V168H73V170L75 169V175L77 176H75V177H72V178H70V180H73V181H71L72 182V184H70L71 185V187L73 188L74 186H75V188L74 189H76V187L78 188L77 189V192H78V190H80L79 192L80 193H83V195H85V196H87V197H89V199L90 200H93L92 201V203H93V205H89L90 207H92L91 208V210L92 211H90V207L88 208V210L90 211L89 212V214L90 213H92L93 215V220H91L92 219V216L90 217L91 219H89L88 218V220H86V218H81L80 220H78V225H76V227H78V229L77 230H79V231H81V229L83 230V231H85L86 229L88 230V226H90V227H92V225H94L96 222V224H95V226H94V228H96L97 230H95L94 229V231H95V233H97L98 234V232H99V234L100 235H102V232L103 233H105L106 232V230L108 231V229L111 227V225H113V224H116V227H113V229L115 228L116 229V231H117V233H116V231H115V229L113 230L115 233L113 234V231L111 230L112 228H110V230H111V232H110V230H109V234H108V236L110 235L111 236V234H112V236L111 237H115V238H117V235H119L118 234V232L119 233H121L120 234V239H119V241H121V242H124L123 240H121V239H124V237H125V239L124 240H126L124 243H125V245H124V248H122L121 249V251H120V254H121V252H122V257H123V259H127V257L129 256V254H131V255H133L134 254V252L135 251H133V253H131V251H132V249H136V253L138 254H136L134 257L135 258H137V260L139 259V258H141V259H139L138 260V262H140L139 264H141L143 261L142 260H144V262L148 259L146 256H145V251H146V249H145V247H143L142 245H139L138 243V245L140 246H138L137 244H134V239H131L129 242H127L128 240H127V235L128 234H126V233H124L125 231H127L128 229H133V231H134V229H135V233H136V235L138 236V235H140L139 237L141 238V240L143 241V239H144V242H146V244H150V243H152V242H149V241H146L145 240V238H144V236H143V233H142V231H141V227H140V225H141V221H140V206H141V203L139 204L136 200H134V199H139L141 196H142V194H144L146 191L145 190H147V192L146 193H148L147 195H149L148 197H149V199L151 198L152 199V206H151V208L153 207L155 210H156V208L158 207V206H155V205H157V198H156V194L154 193V192H151V191H149L147 188H146V185L148 184V183H150V182H146V184L143 182V170L145 171V169L146 170H150V171H152L153 172V175L151 174V176L154 178V179H159V176L161 175L160 173H162L163 174V169L165 168V169H167L168 171H170V173H166L165 171L166 170H164V175H161L160 176V178H161V180L163 179V181L164 182H168L169 180H168V178L167 177H172L173 175H175L174 177H172L171 179H172V181L174 182L175 180H177V181H175V182H177V183H179V184H181V185H187L188 183H191L193 180H195V181H197V180H199V181H197L198 183L195 185V186H197L198 184H200V188L197 186V188L194 186V185H192V189H188L189 191H193L194 192V190H195V192H197V193H199L200 194V196H201V194H204V196H206V198H208L207 200H206V198L205 197H202L201 196V199H204L205 198V203L202 201L201 202V205H208V206H212L213 207V211L215 212L216 210H214V208L215 209H217V207H219V211H221V210H223L224 208H222L223 207V205L225 204H227L228 206H230V204L231 203H239V200H241V198L245 195H243V192L244 193H246L248 190V192L250 193H248L249 195H245L244 196V198L247 196H250V197H248V198H251L252 196H254V195H252L253 193L254 194H257V193H259L257 190V188L255 187H251V185L249 184H247V183H244V182H246V181H241L240 180V178L238 177V174H239V172L240 173H245V169H246V173L245 174H248V172L247 171H249V173H252V174H249V175H251L252 176V178L253 177H258V178H263L264 176V172H263V168H264V153H262V154H258L257 156H256V154H255V151H253V149H254V147H256L254 150H256V149H258L259 151H260V140H259V138H252V139H250L251 141H253V142H247V140L249 139L247 136H246V134H245V137L247 138L246 139V141L244 142V140L245 139H241L240 137H241V132H244V130L240 127L239 128V125L240 124H238L237 122H233L234 124H233V128H236L235 130H233V131H230V130H226V129H221V130H219L217 127L215 128V126H213V127H211V128H209V127H205V125L203 124L204 122H203V120L204 119H206V118H208L209 120H211V118L212 117H210V116H207V115H209L208 114V111H206L205 113H207V114H204L203 113V109H201V107L203 106V104H200V105H197L196 106V108H195V110L192 112V113H190V111L189 112H187L186 114L184 113V111L183 110H181V112L183 111V114H182V117L180 118V117H178L177 115V117L180 119H176V116H174L175 117V119L178 121V123H177V121L174 119H172V118H174L173 116H171V117H169V115L168 114H170V115H172L173 113H174V115H175V112L172 110L173 108H171V107H167V102L166 101H168V99L169 98H167V100H165L166 99V97H171V95H169V96H167V95H163L162 96V93L160 92L157 96H159L158 97V99L159 100H157V96L156 95H153L152 97H153V99L155 100V101H157V103L158 104H160V107L161 106H163L164 107V109L162 108H160L161 110H162V113L164 114V115H166V117L165 116H163L165 119H167L168 120V122L166 123V121L167 120H165L164 118H162L161 117V119L160 118H155V116L152 118V119H150V117H152L153 115H154V113L155 112H158L159 111V109L158 110H156L154 113L153 112H151V111H149V110H147L146 111V117L144 116V121H142V122H140L139 120H136V115L134 116L133 115V113L131 114L130 113V111L131 112H133L134 111V104L135 103H138V104H140V105H144V106H147V102L146 101H148V100H144L142 97H143V95H142V87H144V85H140V87H139V85L135 88V89H133L132 91L133 92H129L131 95H128V96H126L125 95V97L123 96V97H121V98H119L118 99V101H116V105H114L113 103H112V107H113V111L111 112V110H110V108H112L111 106H109L108 105V103L106 102V100L105 101H101V97H105V95H98V93L100 94V93H102V90L103 91H107L108 89V86H110V85H115V84H117L118 85V83H119V80H116V82L114 81V83H112L111 82V84H109L108 85V82H109V80L111 79L112 81L113 80H115L116 78H118V75L120 74L121 76H122V68H120V67H115V66H117V63H115L113 60V58L111 57V54H110V52L109 51H111V48H110V46H101L100 44H101V41H103V36H102V34H103V32L102 31H104V29H103V27H104V25H105V27H106V25H109V27L111 28L112 27V30L110 31L111 32V35L113 36L114 34H115V32H116V30H114L113 28L115 27V24H111L110 23V20H108L107 19V17H108V9L109 8H111V7H113V4H116V9H117V5H119V2H120V4H121V1H126V0H97V3H95L94 1V3H95V5L98 7V13H96L95 14V9L94 8H96V6L95 7H93L92 5H94V3H92V5H91V3H89L90 2V0H88V5H86V6H84L82 3L83 2H81L80 0H58V2H59V5H62L61 7H62V11H66V13L64 14L62 11V14H60L61 12L59 11V9L57 10V11H49L48 9H45V10H43V9H39V10H34V7L35 6H37V4H39V0H28ZM100 1V2H99ZM101 1H102V3L103 4H100V5H104V7L103 6H101V8H100V5H99V3H101ZM107 1V2H106ZM109 1H111V2H109ZM118 1V2H117ZM169 1H171V0H169ZM180 1V0H179ZM181 1H183V0H181ZM180 1V2H181ZM187 2H188V0H186ZM190 1H193V0H190ZM195 1H197L198 3L199 2H203V4L202 3H199V4H202V5H204V4H207V5H204V6H206V9L205 10H203L202 12L200 11V13H198V15L199 16H206L207 14H208V10H207V8L208 9H212V8H217V11H218V13L220 12H222V14L224 13V11H223V9H221V7H223V6H221V4H216V5H213V4H210V3H213V1L212 0H195ZM257 2L258 0H253V2ZM16 2V3H15ZM99 2V3H98ZM104 2H106V4H108V2L109 3H112V6L110 5V6H105V3ZM137 2H139V0L137 1ZM187 2H185V0L183 1V2H181L182 4H184V5H187L186 3ZM13 3H15V4H17V7L13 4ZM125 3L127 4L128 2H124V5H125ZM82 4V5H81ZM188 4H189V2H188ZM209 4V5H208ZM123 5V6H124ZM133 6L135 5V3L134 4H132ZM212 5V6H211ZM15 6V7H14ZM20 6V7H19ZM67 6V7H66ZM123 6L121 5L120 6V8L122 7L123 8ZM126 6V5H125ZM132 6V7H133ZM203 6V7H204ZM263 6V7H262ZM19 7V8H18ZM66 7V8H65ZM69 7V8H68ZM95 10H93L92 8ZM114 7H115V5H114ZM31 8H33V9H31ZM102 8H104V9H102ZM106 8V9H105ZM120 8H118V9H120ZM145 7H143V9H144ZM71 11H70V10ZM88 9L91 11V9L93 10L92 12L94 13V15L96 16V18H95V16H93V14H92V12L91 13H89L88 12ZM76 10V11H75ZM128 10H130V8L128 9ZM127 10V11H128ZM207 10V11H206ZM34 11V12H33ZM36 11H37V13H36ZM70 11V12H69ZM105 11L107 12V16L105 15ZM44 12V13H43ZM47 12V13H46ZM48 12H49V14H48ZM59 12V13H58ZM69 12V13H68ZM78 12V13H77ZM97 12V11H96ZM145 12V11H144ZM260 12L262 13H257L256 14V10H254V12H253V18L254 17H256L257 18V16H259V14H260V17L262 16L263 18H264V5H262L261 4V8H260ZM89 13V14H88ZM101 13H103L106 17V22H108L109 21V23L108 24H105L106 22H104L103 20V18H104V16H102L101 17ZM75 14V15H74ZM90 14H92V16H93V18L94 19H96V20H98L97 22H93L92 21V16L90 15ZM98 14H99V16H100V18H99V16H98ZM102 14V15H103ZM130 14V13H129ZM129 14H127V15H129ZM50 15V16H49ZM65 15V16H64ZM123 16L122 15V17H120V20H127V18L128 17H130L131 16V14L129 15V16ZM210 14H208L207 16H209ZM256 15V16H255ZM3 16H5V17H3ZM73 16V17H72ZM68 17H70V18H68ZM82 17V18H81ZM125 17V18H124ZM258 18L259 20L260 19H262L263 20V18L261 17V18ZM11 18V21L13 20V22H11L9 19ZM99 18V19H98ZM101 18H102V20H101ZM123 18V19H122ZM3 19H7V20H9L10 21V24H7V25H10V26H7L6 27V23H3ZM255 19V18H254ZM16 20V21H15ZM95 20V21H96ZM101 20V21H100ZM108 20V21H107ZM45 21V22H44ZM103 21V22H102ZM261 21V20H260ZM43 22H44V24H43ZM47 22H48V24H47ZM98 22H100V23H98ZM3 23V24H2ZM104 25H103V24ZM25 25V26H24ZM261 24L259 23L258 24V27L260 26ZM4 26V27H3ZM114 26V27H113ZM3 27V28H2ZM5 27H6V29H5ZM99 27H101V28H99ZM192 27H194V29L193 28H190V30L191 31H193L194 33H195V35L197 36V37H199L200 36V38L201 39H204V38H207L206 36H207V32H206V30L205 29H207V31H208V28H207V26H206V28L203 26V24H195V25H193ZM203 27H204V29H203ZM261 28H259V30L261 29L263 32H262V34H264V26L262 27V25L260 26ZM89 28V29H88ZM98 29H100V30H102V31H99ZM15 30V31H14ZM88 30H90V33H89V36H91V37H94L93 39H96V42H92L91 41V39H87V40H85L84 38H85V36L86 35H84V33L86 32V33H88L89 31ZM195 30V31H194ZM246 29H244V31H245ZM88 31V32H87ZM12 32V33H11ZM15 32V33H14ZM81 32H82V34H83V36H80V38L78 37L77 39L76 38H74V37H77V36H79L80 34H81ZM98 32H100V33H98ZM247 32V31H246ZM21 34V35H19V34ZM65 33V35L68 37V39L69 40H71V41H69L68 43H71V44H73L75 47H78V48H82V46H84L85 47V49H86V51L85 50H82L81 48H80V50H79V52H77V53H74V55H76V58H75V56H71V58H69V54H72L71 52H73L74 50H76V51H78V49L77 48H71L70 50H72L71 52H69L70 50H68L63 44H59L60 46H59V51L61 52V53H63V54H61L59 51V53L57 54L56 53V51L54 52V50H52V49H50V47L52 46L51 45V42L57 37V39L58 38H60V35H61V37L63 36V34ZM67 33V34H66ZM102 33V34H101ZM58 34H60V35H58ZM69 34V35H68ZM79 34V35H78ZM206 34V35H205ZM64 35V36H65ZM72 35H74V36H72ZM110 35V34H109ZM115 36V35H114ZM202 36V37H201ZM250 35H248V37H249ZM52 37H53V39H52ZM101 37V38H100ZM251 37V36H250ZM249 37V38H250ZM25 38V39H24ZM62 38H64V37H62ZM21 39H22V41H21ZM79 39V40H78ZM100 39V40H99ZM102 39V40H101ZM19 40H20V43H19ZM76 40H78V41H76ZM30 41V42H29ZM81 41V42H80ZM83 41V42H82ZM86 41V42H85ZM24 42H25V44H24ZM30 44H29V43ZM75 44H74V43ZM88 42H90V43H88ZM105 42V41H104ZM216 42V41H215ZM214 42V44L217 46V43L219 42H217V43H215ZM34 43V44H33ZM53 43V42H52ZM82 43V44H81ZM220 43H222L221 41L219 42V44ZM27 44L29 45V46H27ZM31 44H32V46H34V47H32L31 46ZM89 44V45H88ZM21 45V46H20ZM51 45V46H50ZM86 45V46H85ZM149 45V43H147V46ZM31 47V48H28V49H25L26 47ZM47 46H48V49L51 51H49L48 49H46V51L48 50V53L47 52H45L44 54H45V57L43 56L42 58H41V56H42V52L44 51V49L45 48H47ZM154 46V45H153ZM216 46H214L215 47V49L217 48ZM219 46V45H218ZM24 47V48H23ZM37 47H39V48H42V49H38ZM149 47V46H148ZM35 48H37L39 51L40 50H43V51H41V55H40V53H39V51L37 50V52L39 53V54H37V57L36 58H40L39 60H40V62L42 61V59L44 60L43 62H45V66L47 67V70H46V68L45 67H43L41 64H36L35 65V63H34V60L32 59L33 58V55H32V51L30 52V50L31 49H35ZM52 48V47H51ZM88 48V49H87ZM106 48H108L107 50H106ZM110 48V49H109ZM74 49V50H73ZM95 50V52H94V50ZM98 49V50H97ZM104 49V50H103ZM136 48H134L133 50L132 49H130L129 51H134ZM140 49V48H139ZM138 48L135 50V51H141V50H139ZM214 49V50H215ZM87 50H89V51H87ZM90 50H93L92 52H94V54L97 56H95L94 55V59H93V61H92V59L90 60L89 59V57H87L88 56V53L87 52H89L90 53ZM213 50V48H212V51H214ZM53 51V52H52ZM104 52V53H102V52ZM165 51V50H164ZM0 52H2L1 51V49H0ZM108 52V53H107ZM143 51H141V53H142ZM149 51H146V53L149 55V54H153V52H149ZM158 51H156V53H157ZM52 53H53V55H52ZM54 53H56V55L54 56ZM68 53V54H67ZM81 53V54H80ZM87 53V54H86ZM99 53V55H97ZM106 53L108 54L107 56H105L106 55ZM144 53V52H143ZM155 53V52H154ZM167 54V51H165V52H163L162 54ZM43 54V55H44ZM50 54V55H49ZM80 54V55H79ZM132 54H133V52H132ZM145 54V53H144ZM168 54H169V52H168ZM59 55H63V57L64 56H66V55H69V56H66L65 58H66V60L65 59H62L63 57H61V56H59ZM77 55H79V57H77ZM82 55V56H81ZM87 55V56H86ZM26 56H27V58H26ZM38 56H40V57H38ZM52 56V57H51ZM80 56L81 57H83V58H80ZM84 56L86 57L85 59H84ZM2 57V56H1ZM23 57H25V59L23 58ZM54 57L56 58V62L58 63L57 65H59L60 63H62V65H59V66H57V67H53V65H54V62H53V60H51L52 58L54 59ZM61 58V59H59V58ZM74 57V58H73ZM99 57H100V59H99ZM104 57V58H103ZM111 59H110V58ZM133 57V55H131V54H129L126 58H127V60L129 59V60H131L133 63H135L136 61V63H138V61H139V63L141 62V63H143V62H146L148 59H144V58H139V57H135V58H132ZM6 57H5V55H4V59H5ZM58 58V59H57ZM69 58V59H68ZM98 58V59H97ZM27 59V60H26ZM28 59H31L30 61L28 60ZM72 59V60H71ZM74 59V60H73ZM87 59V60H86ZM97 59V60H96ZM113 59V60H112ZM144 59V60H143ZM60 60V61H59ZM62 60H64V61H62ZM70 60V61H69ZM88 61V62H83V61ZM135 60V61H134ZM25 61V62H24ZM60 63H59V62ZM32 62V63H31ZM43 62H41V63H43ZM67 62V63H66ZM95 62V63H94ZM105 62V63H104ZM32 65H31V64ZM34 63V64H33ZM71 63V64H70ZM88 63H91L90 65L88 64ZM29 64H30V66H29ZM51 64V65H50ZM108 66H106V65ZM144 64V63H143ZM255 64V63H254ZM40 65V66H39ZM66 66V68H65V66ZM87 65H89V66H87ZM104 65V66H103ZM52 67V68H49L50 69V72L51 73H53L54 74V76H53V74H51L50 72H48V67ZM153 66H155V65H153ZM152 66V67H153ZM37 67V68H36ZM39 67V68H38ZM87 67H89L90 68V70H91V68H92V70L91 71H89V68H87ZM254 68L255 67H258V64L257 65H254L253 66ZM252 67V68H253ZM41 68H45L44 70H45V74H43L42 73V70H41ZM69 69V71H67L68 69ZM253 68V69H254ZM28 69V70H27ZM33 69V70H32ZM37 69V70H36ZM39 69V70H38ZM52 69V70H51ZM56 69H59V70H56ZM145 69V68H144ZM154 69V68H153ZM252 69V70H253ZM54 70V71H53ZM64 70V71H63ZM259 69L258 68H255L254 69V71H258ZM263 70V69H262ZM53 71V72H52ZM56 71V72H55ZM60 71H63V73L62 72H60ZM67 71V72H66ZM76 71V72H75ZM221 71V70H220ZM223 71V70H222ZM221 71V72H222ZM46 72H48V73H46ZM59 73V76H57L58 77V79L55 77V74H57L58 75V73ZM68 72H70V73H68ZM91 72V73H90ZM122 72V73H121ZM27 73H25V75H27ZM68 73V74H67ZM72 73V74H71ZM74 73V74H73ZM227 73V72H226ZM50 74V75H49ZM61 74V75H60ZM64 76H63V75ZM71 74V75H70ZM81 74H82V76H81ZM83 74H84V76L86 77V78H84V76H83ZM43 75V76H42ZM67 75V76H66ZM69 75V76H68ZM75 75H76V77H75ZM119 75V77H121ZM133 75V74H132ZM152 75H154V74H149L148 76H147V78H149V76L153 79V77L154 76H152ZM61 76V77H60ZM80 76H81V78L83 79H81L80 78ZM109 76V77H108ZM117 76V77H116ZM0 81L1 80H3V77H2V75L0 74ZM59 77H60V79H59ZM71 77H72V79H71ZM74 77V78H73ZM70 79V80H69ZM107 80V82H106V80ZM192 78H189L188 80L190 81ZM105 80V81H104ZM110 80V81H111ZM42 81V82H43ZM67 81H68V84H67ZM70 81V82H69ZM88 81V82H87ZM104 81V82H103ZM59 82H62V83H59ZM149 82H151V79H148V83ZM59 84H61V86L59 87ZM91 85V86H90ZM94 85V86H93ZM101 85V86H100ZM104 85H107L106 87H104V89L102 88V86H104ZM163 85H165V84H163ZM163 85H161V84H159V85H156V87H158V89L160 90V88L162 89V87L161 86H163ZM70 88H69V87ZM97 86V87H96ZM146 86H148V85H146ZM57 87H59L60 89H58L57 90ZM92 87V88H91ZM160 87V88H159ZM40 88H41V86H40ZM56 88V89H55ZM70 90H69V89ZM90 88H91V90H90ZM102 88V89H101ZM139 88H141V89H139ZM197 87H194L193 89H192V91H188V92H190V93H192L195 89H196ZM38 89V90H37ZM65 90L64 92H66V94L67 93H71L72 92V95H73V97L71 98L72 100H74V101H76V102H74V107H73V109H72V105H71V99H70V101H67L66 102V104L64 103L63 105L62 104H60V103H57L56 104V106H57V108H56V106L54 105L53 107H50V106H52V104L53 103H56V102H54L55 101V99L57 98H55V96H58L59 95V93L58 92H60L59 90ZM68 89V90H67ZM72 89V90H71ZM92 89H93V91H94V93L96 94L98 91V93L94 96L93 95V91H92ZM94 89H96V90H94ZM107 89V90H106ZM136 89H138V91L136 90ZM153 89V88H152ZM62 90V91H63ZM134 90H136V93H134L135 91ZM207 90H209V89H206V91ZM259 92L261 91L260 89H257ZM33 91V92H32ZM35 91V92H34ZM144 91H146V90H144ZM150 91H152V90H150L149 89V92ZM161 91V90H160ZM254 91H255V93H253V95H254V101H256L257 102V109H258V107H259V105H261L260 107H259V109H258V111L256 110V112H258V114L255 112V110L253 109L254 107L253 106H250V103H248V102H250L249 100H248V102H246V111H248V112H251L252 110H253V114L255 115V116H264V112H261V110H264V108L262 109V107H264V95H263V93H262V96H261V94L258 92V91H256V89H254ZM25 92V93H24ZM63 92V93H64ZM90 92H92V93H90ZM108 92V91H107ZM146 92H148V91H146ZM249 92H252V91H249ZM261 92H264V91H261ZM2 93V94H1ZM7 93H8V95L11 93V95L9 96V97H6V95H7ZM20 93H21V95H23L24 97H25V99H24V97L22 96V98H21V95H20ZM32 95H31V94ZM33 93H34V95L35 94H37V98L38 99H36V100H38V101H36V100H34V101H36L37 103L39 102L40 104L41 103H43V100H44V104H41V107H40V109H42V110H44V112L45 111H49V113L50 112H52L53 111V109H55L56 108V110H57V112H58V110H59V108L60 109H62V111H63V108H61V106H63V107H67V106H69L68 107V111H69V116H76L77 114L78 115H80L81 117H80V123H75V124H73L74 126H75V128H76V137H77V139H78V141L80 142V144H82V143H84V146L86 147V150L84 149V146H81L78 150L74 147V146H72L70 143H69V139H70V137H69V135H68V129L66 130V128L67 127H65L64 126V124L62 125V126H60V125H58V127H57V129H56V131L55 132H57L58 134L60 133H62V135L61 136H59V138H57V140L56 139H53V137L55 138V136L53 135V134H51L50 132H47V131H45V133L44 132H40L41 133V135L40 136H36L37 134L36 133H34V132H30L29 131V128L28 127H26V125L24 124H21V119H22V117H21V114H22V109L21 108H23V105H22V103H23V101H21L22 103H21V108H20V106L18 107V105H19V103L20 102H18L17 101V99L19 100L20 98H21V100L23 99V100H25L26 101V103L28 102V103H30V101L33 99V98H31V97H34V95H33ZM128 93V94H129ZM139 93H141V94H139ZM5 96H4V95ZM39 94V95H38ZM56 94H58V95H56ZM180 94V93H179ZM182 94V93H181ZM180 94V96L181 97H183V96H187V95H181ZM252 94V93H251ZM20 95V96H19ZM30 95V96H29ZM75 95V96H74ZM76 95H77V97H78V100H77V98H76ZM79 95V96H78ZM141 95V96H140ZM199 95V94H198ZM4 96V97H3ZM19 96V97H18ZM175 94L173 95V97H172V101H174V103H176L178 106L180 105H182V103H177L178 101H179V99L177 100V97H176V99H174L175 98ZM178 96V95H177ZM192 96H194V97H192ZM192 96H190L189 97V99H191L192 98V100H190L189 101V103L190 104H194L195 102H197V100H196V95H192ZM203 96V95H202ZM3 97V98H2ZM11 97V98H10ZM75 97V98H74ZM131 97V98H130ZM133 97V98H132ZM161 97V98H160ZM13 98V99H12ZM50 98H54V99H50ZM80 98V99H79ZM136 98V99H135ZM253 98V96L251 97V99ZM259 100V102H258V100ZM10 99H11V101H10ZM76 99V100H75ZM83 99V100H82ZM121 99V100H120ZM236 99H240V97L239 96H237V98ZM28 100V101H27ZM79 100H81L80 102H78ZM127 100V101H126ZM128 100H129V102H128ZM135 100V101H134ZM164 100H165V103H164ZM3 101H4V103H3ZM33 101V100H32ZM52 101V102H51ZM99 101H100V103H99ZM132 101H134V103L132 102ZM139 101V102H138ZM160 101H161V103H163V104H161L160 103ZM171 99H169V102H168V104L170 103L171 104ZM8 102H10L9 104H7ZM18 102V103H17ZM69 102V103H68ZM77 102H78V104H77ZM102 102V103H101ZM144 102V103H143ZM12 103V104H11ZM15 103H17V104H15ZM25 103V102H24ZM47 103V104H46ZM52 103V104H51ZM99 103V104H98ZM131 103H133V104H131ZM173 103V102H172ZM214 102H212V104H213ZM259 103V104H258ZM5 106H4V105ZM7 104V105H6ZM39 104V105H40ZM98 104V105H97ZM102 104V105H101ZM106 104H107V106H106ZM120 104V105H119ZM212 104H210V106L212 105ZM249 104V105H248ZM3 105V106H2ZM14 105V106H13ZM61 105V106H60ZM101 105V106H100ZM105 105V106H104ZM117 105H119L118 106V108H121L120 110L117 108ZM122 105V106H121ZM8 106V107H7ZM17 106V107H16ZM102 106H104V107H106V109L105 108H101ZM116 106V107H115ZM210 106H208V108H207V110H213V109H210V108H213V107H210ZM249 106H250V108H249ZM50 107V108H49ZM55 107V108H54ZM108 107V108H107ZM110 107V108H109ZM130 107V108H129ZM248 107V108H247ZM5 108V109H4ZM9 108V109H8ZM11 108V109H10ZM18 108H20V109H18ZM47 109V110H45V109ZM73 110V113H71L70 111H72L71 109ZM75 108V109H74ZM116 108L118 109L117 111H119L120 113H121V111H122V115L124 116H126V115H128V114H131V115H133V116H131V115H128V116H124V117H122V115L120 116V117H117L118 119H119V121H118V119L116 118V116H117V114L119 113V112H117L116 111ZM127 108V112L129 111V113L127 114L126 113V111H125V109ZM129 108V109H128ZM169 108H170V110H169ZM252 108V109H251ZM255 108V109H256ZM260 108H261V110H260ZM30 110H31V112L30 111H28V114L30 113V114H33V116H34V113L32 112V111H34V110H32L31 108H29ZM49 109V110H48ZM81 109V110H80ZM86 109V110H85ZM100 109H102V111L100 110ZM115 109V110H114ZM124 109V110H123ZM131 109V110H130ZM9 110V111H8ZM41 110V111H42ZM51 110V111H50ZM79 110V111H78ZM99 110V111H98ZM105 110H107V112L105 113ZM171 110H172V113H171ZM201 112H200V111ZM260 110V111H259ZM60 111L61 110H59V113L58 114H61L60 113ZM81 111H82V113H81ZM114 111H116V113L117 114H115V112ZM123 111H125V113L123 112ZM196 111V112H195ZM19 112V113H18ZM21 112V113H20ZM43 112V111H42ZM44 112H43V114H39L40 115V119H43V115H44ZM75 112V113H74ZM97 112V113H96ZM151 112V113H150ZM180 112V111H179ZM197 112H198V114H200V115H197ZM255 112V113H254ZM54 113V112H53ZM104 113L107 115V114H109V116H107V117H115L116 119H115V123H117V124H115V127L112 125L113 124V119H109L108 121V123H106V121L107 120H105V121H103V125L102 126H104V130H102L101 129V125H99V123H98V121H97V118L99 119L100 118V114H102V116H101V118L100 119H105V117H106V115H104ZM114 113V115H110V114H113ZM149 113V114H148ZM153 113V114H152ZM168 113V114H167ZM178 113V112H177ZM204 115H203V114ZM211 113V112H210ZM259 113H261L260 115H259ZM263 113V114H262ZM29 114V115H30ZM189 114V115H188ZM42 115V116H41ZM77 115V116H78ZM181 115V114H180ZM179 115V116H180ZM195 115V116H194ZM17 116V117H16ZM32 115H30V117H31ZM32 116V117H33ZM58 116V115H57ZM60 116V115H59ZM149 116V117H148ZM185 116V117H184ZM187 116V117H186ZM190 116V117H189ZM193 116V117H192ZM207 116V117H206ZM31 117V118H32ZM38 117V116H37ZM36 117V118H37ZM42 117V118H41ZM123 118V120H122V118ZM192 117V118H191ZM199 118V120L201 121L200 122V126L203 128V127H205L204 128V130H205V132L206 133H208L209 135H207V134H205L206 136H205V139L207 140V143H205V145L203 144V146L205 147L206 145L208 146V141H209V143H210V145H211V147H210V150H212V147L213 148H216L217 146L219 147L220 146V144H222L223 142L224 143H226V145L225 144H222L223 145V148H222V146L221 147H219V149H227L226 148V146L227 147H229L228 149H230L231 147L233 148H237V147H239V148H242V149H239V148H237L238 150H240V152H244V150H245V152H247V153H249V154H251L252 155V153L254 152V154H253V160H252V163L251 162H248V164H252V166H253V169H252V166H250L249 167V165L246 163V160H242V161H240L239 159L240 158H238L237 156H235V155H231L230 156V158H229V155H227V153L225 152V150H222V152L224 153H221L220 154V150H218L217 148V150L218 151H216V152H214V153H216V154H213L214 156L215 155H217V157H214L213 156V158L211 157V159H210V162H208L207 160H206V158H203V159H205L204 160V162H203V159L200 157V155L197 157L196 156V153L198 154V152H196V151H194L192 148V146L194 145V144H192L191 142L192 141H190V140H192V139H190L189 140V142L192 144H190V143H188L189 145H191V146H187L188 144H185V141H183L184 142V145L182 144L183 142H182V140H184V139H179V143H178V138L174 135V133H176V131H177V128L179 129V128H183V121L186 123V120H187V123H188V125L186 126V124L184 123V125H185V129H186V131H188V132H190V134H192V132H194L195 130H199L200 129V126L199 125H197L196 123H195V120L197 119V118ZM126 118V119H125ZM128 118V119H127ZM131 118V119H130ZM148 118V119H147ZM171 120V121H169V119ZM186 118V119H185ZM216 117H213V121H215L214 123L216 124V120L217 119H215ZM96 119V120H95ZM99 119V120H100ZM125 119V120H124ZM130 119V120H129ZM146 119V120H145ZM153 119H155V121L153 120ZM162 119H164V121L165 122H163V120ZM191 119V120H190ZM17 120H18V122H17ZM20 120V121H19ZM53 119H51L50 121H52ZM84 122H83V121ZM117 120V121H116ZM124 123H128V122H130V121H132V122H130V123H128V124H133L132 126H134V127H130L131 129L129 130V132L128 131H126V129L124 130L123 129V122ZM127 120V121H126ZM153 120V121H152ZM156 120H159V121H156ZM172 120H173V122H172ZM182 120V121H181ZM193 120H194V123L192 124L191 122V124L189 123V121H192L193 122ZM3 123H2V122ZM91 123H90V122ZM112 121V123L110 124V122ZM126 121V122H125ZM10 122H13V123H10ZM20 122V123H19ZM86 122V123H85ZM122 122V124L120 125V123ZM134 122H135V125H134ZM147 122V123H146ZM158 122V123H157ZM256 122V121H255ZM254 122V128L256 127V123H258V125L260 126L261 125V123H262V121H261V119H260V121H258L257 120V122L255 123ZM88 123V124H87ZM140 123V124H139ZM143 123H145V124H147V125H145V124H143ZM169 123V124H168ZM176 123V124H175ZM260 123V124H259ZM9 124H11V125H9ZM17 124V125H16ZM58 124V123H57ZM57 124H55L54 125V127H56L57 126ZM88 125V127H89V129L91 130L92 129V131H94V132H96V135H97V137H95V138H93V140H95L96 138H98V140L96 139L95 141H93V145L91 144V147L90 146H88L86 143V138H87V132L85 133V131H86V129L88 128L87 127V125ZM98 124V125H97ZM119 124V126H117ZM137 124H139L138 126H139V128H140V130H143V133L141 132V131H138L137 129ZM159 124V125H158ZM173 125V129L175 128L176 130H174L173 131V129L171 128V125ZM177 124H179V125H177ZM195 124V125H194ZM238 124V125H237ZM7 126V127H5V126ZM19 125V126H18ZM20 125H22V126H20ZM91 125V126H90ZM108 125V126H107ZM111 125V127L113 126L114 128H117V129H115V130H117V131H115L114 130V128L112 129V128H109V126ZM143 125V126H142ZM161 125V126H160ZM189 125H194V126H189ZM237 125V126H236ZM11 126H13V127H11ZM64 126V127H63ZM135 126H137L136 127V129H135ZM159 126V127H158ZM182 126V127H181ZM188 126H189V128L191 129H188L187 130V128H188ZM234 126H236V127H234ZM22 127H24L23 129H22ZM61 127V129H59ZM87 127V128H86ZM106 127V128H105ZM122 127V128H121ZM149 127V128H148ZM161 127H162V130H161ZM197 127V128H196ZM263 127V126H262ZM7 130H6V129ZM20 128H21V130H20ZM26 128V129H25ZM62 128H64L63 129V131H62ZM86 128V129H85ZM133 128V129H132ZM145 128V129H144ZM194 128V129H193ZM199 128V129H198ZM213 128H214V132H213ZM231 128V127H230ZM84 131H83V130ZM94 129V130H93ZM110 129H111V131H110ZM152 131H151V130ZM158 131L159 129V131H158V133H157V131ZM172 129V130H171ZM193 129V130H192ZM208 129V130H207ZM218 129V130H217ZM238 129L241 131H238ZM6 130V131H5ZM24 130V131H23ZM64 130H65V132H64ZM164 130V131H163ZM190 130V131H189ZM226 130V131H225ZM5 131V132H4ZM9 131H11V132H9ZM83 131V132H82ZM102 131V132H101ZM108 131H110V132H108ZM113 131V132H112ZM126 131V132H125ZM138 131L139 133H141V136H140V134L139 133H136V132ZM148 131V132H147ZM162 131L164 132V134L162 133ZM235 131V132H234ZM237 131V132H236ZM7 132H8V134H7ZM20 132V133H19ZM47 132V133H46ZM107 132H108V134H107ZM112 132V133H111ZM125 132V133H124ZM152 132V133H151ZM153 132H156V133H153ZM159 132H160V134L161 135H159ZM217 132H218V134H219V132H221L220 133V135H218L217 134ZM227 133V137L226 136H224V134H226ZM231 132H234V134L235 135H233V133H231ZM15 133V134H14ZM81 133H83L82 135H81ZM84 133H85V136H86V138H85V136H84ZM104 133H106V134H104ZM111 133V134H110ZM119 133V134H118ZM124 133V134H123ZM129 133H130V135H129ZM224 133V134H223ZM238 133H240V134H238ZM3 134V135H2ZM48 134H49V136H51V137H49L48 136ZM51 134V135H50ZM57 134V135H58ZM59 134V135H60ZM99 134V135H98ZM142 134H144V136L142 135ZM152 134V135H151ZM155 134V135H154ZM190 134H189V137L190 138H192V136L193 135H191L190 136ZM34 135V136H33ZM47 135V136H46ZM81 135V136H80ZM106 135V136H105ZM109 135V136H108ZM122 135H124V138L122 137ZM145 135H146V137H145ZM157 135H158V137H157ZM164 135V136H163ZM171 135H173V136H171ZM217 135H218V137H217ZM221 135L223 136V137H221ZM238 137H237V136ZM8 136V137H7ZM65 136V137H64ZM114 136V137H113ZM121 136V137H120ZM137 136H138V138H137ZM160 136V137H159ZM161 136H162V138H161ZM168 136V137H167ZM240 136V137H239ZM42 137H44V138H46V139H44V138H42ZM83 137H84V139L85 140H82L83 139ZM103 137H105L106 139L108 138V140H110V144L109 143H105V138H103ZM141 138V140H140V138ZM152 137H154V139H152ZM157 137V138H156ZM170 137V138H169ZM206 137H208V138H206ZM219 137H220V139H219ZM237 137V138H236ZM37 138V139H36ZM103 138V139H102ZM117 138V139H116ZM120 138V139H119ZM131 138V139H130ZM138 140H137V139ZM145 138V139H144ZM148 138V140H150V141H148V140H146ZM167 138H169V139H167ZM173 139V141H172V139ZM218 138V139H217ZM231 138V139H230ZM236 138V139H235ZM3 139H6V140H3ZM9 139H10V141H9ZM61 139V140H60ZM63 139V140H62ZM67 139V140H66ZM145 140L146 141V143H145V141H143V140ZM160 139V140H159ZM165 139V140H164ZM174 139H175V142L177 143V145H175L176 143H174ZM197 140V142H199V143H197L198 145L199 144H201V141L199 140L198 141V138H196ZM213 139V140H212ZM229 139H230V143H228L229 142ZM233 139H235V140H233ZM257 139V140H256ZM58 140H59V142H58ZM102 141V143L100 142V141ZM104 140V141H103ZM141 142H140V141ZM151 140H153V141H151ZM161 140L163 141V144H162V142H161ZM226 142H225V141ZM233 140V141H232ZM236 140L237 141H239L240 143H238L237 142V144H235L236 143ZM241 140V141H240ZM255 140V141H254ZM112 141H113V143H112ZM120 141V142H119ZM129 141V142H128ZM136 141H137V143H136ZM217 141H220V142H217ZM97 142V143H96ZM117 142H119V143H117ZM139 142H140V144H139ZM144 142V143H143ZM152 143V145H151V143ZM156 142V143H155ZM160 142H161V145H160ZM164 142H166V143H164ZM212 142V143H211ZM219 143V144H217V143ZM232 142V143H231ZM256 142V143H255ZM60 143V144H59ZM99 143H101V145L99 144ZM112 143V144H111ZM129 143H132V144H130L129 145ZM136 143V144H135ZM142 143V144H141ZM148 143V144H147ZM154 143V144H153ZM169 143V144H168ZM172 143V144H171ZM233 143H234V145H233ZM243 143V145L245 144V145H247L246 147L247 148H245V146H243V145H241ZM251 143V144H250ZM253 143L255 144V146L253 145ZM258 143V144H257ZM120 144V145H119ZM127 144H128V146H127ZM144 144V145H143ZM159 144V145H158ZM165 144V145H164ZM167 144V145H166ZM212 144H213V146H212ZM229 144H231V147H230V145ZM239 144V145H238ZM27 145V146H26ZM60 145V146H59ZM89 147H87V146ZM133 145H136V146H132ZM173 145V146H172ZM214 145H217V146H215L214 147ZM237 145V146H236ZM248 145H249V147H248ZM251 145H253L252 147H251ZM29 146V147H28ZM31 146V147H30ZM120 146V147H119ZM126 146V147H125ZM147 146V147H146ZM153 146V147H152ZM154 146H155V148H154ZM160 146V147H159ZM184 146V147H183ZM199 146H201V145H199ZM241 146V147H240ZM23 147V148H22ZM28 147V148H27ZM65 147V148H64ZM69 147H72L71 149L69 148ZM108 147V148H107ZM128 147V148H127ZM140 147V148H139ZM156 147H158V149L156 148ZM181 147L183 148V149H181ZM188 147V148H187ZM189 147H191V148H189ZM253 148V149H251V148ZM27 148V149H26ZM154 148V149H153ZM185 148V149H184ZM231 148V149H232ZM232 149V150H235V149ZM250 148V149H249ZM9 149V150H8ZM20 149V151H18ZM32 149V150H31ZM46 149V150H45ZM90 149H91V151H90ZM94 149V150H93ZM97 149V150H96ZM109 149V150H108ZM179 149H181V150H179ZM227 149V150H228ZM246 149H248V150H246ZM7 150L9 151V153L7 152ZM11 150V151H10ZM25 150V151H24ZM26 150H28V151H26ZM29 150H31V151H29ZM49 150V151H48ZM62 150H63V152H62ZM68 152H67V151ZM73 150H75V151H73ZM81 150V152H79ZM99 150V151H98ZM155 150V151H154ZM190 150V151H189ZM191 150H193V151H191ZM231 150V151H232ZM238 150H235V151H238ZM242 150V151H241ZM250 150H252V153L250 152ZM51 151V152H50ZM78 151V152H77ZM85 151H88V152H85ZM90 151V152H89ZM93 151H94V153H93ZM95 151H96V153H95ZM180 151H182V152H180ZM220 151V152H219ZM16 152V153H15ZM67 152V153H66ZM76 152V153H75ZM83 152H85V153H83ZM91 152H92V154H91ZM195 154H194V153ZM234 152V151H233ZM19 153V154H18ZM26 153H28V154H26ZM32 155H31V154ZM37 153V154H36ZM48 153V154H47ZM55 153L57 154L58 153V155H55ZM66 153V154H65ZM82 153L84 154V155H82ZM115 153V154H114ZM157 153H158V156H157ZM14 154V155H13ZM45 154V155H44ZM63 154V155H62ZM101 154V155H100ZM102 154H103V157H102ZM182 154V155H181ZM189 154V156H190V158L193 160V161H191V159H186V157H188L187 155ZM218 154H219V156H221V155H223L222 157L223 158H225L226 157V155L228 156L227 158H225L224 160H222V157H219L218 156ZM226 154V155H225ZM12 155V156H11ZM22 155V156H21ZM27 155H29V156H27ZM36 155V156H35ZM75 155V156H74ZM85 155H86V157H85ZM88 155H91V156H88ZM186 157H185V156ZM191 155H192V157L194 158H192L191 157ZM211 155V154H210ZM209 155V156H210ZM225 155V156H224ZM14 156H16V157H14ZM21 158H20V157ZM37 157V159H40V157L42 158V159H40V161L41 160H43V161H45V163H46V169H45V167L40 171V170H38V169H33V172H32V170H26L27 169V167H30V164L32 163L31 162V160H32V157ZM40 156V157H39ZM44 156L46 157V158H44ZM84 156V157H83ZM97 156V157H96ZM197 158H196V157ZM212 156V155H211ZM235 156V157H234ZM75 157V158H74ZM80 157V158H79ZM185 159H184V158ZM234 157V158H233ZM237 157V158H236ZM257 157H259V158H257ZM261 157V158H260ZM27 158V159H26ZM45 160H44V159ZM57 158V159H56ZM78 158V159H77ZM82 158H83V160L85 161V159L87 160V164L85 165L86 167L85 168H87V169H85V168H83L84 166H82V163H81V161H82ZM88 158V159H87ZM90 158V159H89ZM97 158H99V159H97ZM105 158V159H104ZM198 158H199V161H198ZM216 158V159H215ZM255 158V159H254ZM256 158L257 159H259V160H261L260 162H257V160H256ZM14 159V160H13ZM18 159V160H17ZM103 159V162L101 161ZM184 159V160H183ZM200 159H202V160H200ZM232 159H234V160H232ZM237 159L240 161V162H238L237 163ZM17 160V161H16ZM19 160H20V162H19ZM47 160V161H46ZM77 162H76V161ZM81 160V161H80ZM133 160V161H132ZM222 161L221 163H219L220 161ZM229 160V161H228ZM256 160V161H255ZM15 161V162H14ZM75 161V162H74ZM91 161V162H90ZM184 161V162H183ZM187 161V162H186ZM207 161V162H206ZM228 163H226V162ZM16 162H19V163H16ZM25 162L27 163V165L25 164ZM29 162V163H28ZM39 162V161H38ZM86 162V161H85ZM89 162V163H88ZM99 162H101V163H103V165L101 164V163H99ZM107 162V163H106ZM170 162V163H169ZM190 162V166L188 165V163ZM195 162V164H192V163H194ZM225 162V163H224ZM233 162H236V163H233ZM255 162V163H254ZM7 163V164H6ZM54 163H56L55 165H54ZM78 163V164H77ZM81 163V164H80ZM97 163L99 164V165H97ZM104 163H106V165L104 164ZM198 163H199V165L200 164H202V165H205V163H207V165H205L206 166V168L207 167H209L210 166V164L211 163H213V164H211V168H209V170L207 171L206 170V168H205V171L203 170L204 168L202 167V166H198ZM209 163V164H208ZM230 163V164H229ZM232 163V164H231ZM245 163V164H244ZM254 163V164H253ZM256 163H257V166H256ZM260 165H259V164ZM12 164H13V166H12ZM25 164V165H24ZM37 164V163H36ZM50 164V165H49ZM75 164V165H74ZM89 164V165H88ZM92 164V165H91ZM137 164L138 165H140L141 164V168L140 167H138V168H134V169H132V177H133V179L134 180H136V183H137V185L135 186V188H133L132 190L134 191V192H132V190H129V189H127L126 188V183H124L123 181V179L121 178V174L120 173H122V171L121 172H119L121 169H123V167H125V165H128L129 167H131V166H133V165H136L137 166ZM167 164V165H166ZM191 164H192V166H191ZM220 164H221V166L223 167V165H225V164H227V165H225L224 167L226 168V167H228V166H231V167H228L227 169H230V168H232V169H230V170H233L234 171V173L233 174H229V175H227V176H225L224 174V176L226 177H224V179H223V177L221 176V179H215V178H213V177H215L216 175L215 174H217L218 172H217V170L215 169L217 166L219 167L220 166ZM236 165V166H234V165ZM241 164V165H240ZM32 165V164H31ZM38 165H43V164H41L40 162L38 163ZM77 165V166H76ZM105 165V166H104ZM162 168V171L161 172H156V170H158L159 171V166ZM171 165V166H170ZM188 165V166H187ZM195 165V166H194ZM214 165V166H213ZM239 165V166H238ZM248 165V167H246ZM2 166V167H1ZM73 166V167H72ZM97 166V167H96ZM105 167V169L107 168V170H106V172L104 173V172H102V173H98V170L100 169H102L103 167ZM144 166V168H142ZM198 166V167H197ZM256 166V167H255ZM25 167H26V169H25ZM43 167V166H42ZM52 167V168H51ZM60 167H61V169H60ZM64 167V168H63ZM69 167V168H68ZM77 167V168H76ZM98 167H99V169H98ZM101 167V168H100ZM148 167V168H147ZM167 167V168H166ZM182 167V168H181ZM196 169H195V168ZM201 167H202V169H201ZM213 167V168H212ZM235 168V170H234V168ZM239 167V168H238ZM246 167V168H245ZM259 167V168H258ZM260 167H263V168H260ZM2 168V169H1ZM95 168V169H94ZM169 168V169H168ZM184 168V169H183ZM193 168L195 169L194 170V172L192 171L193 170ZM243 168V169H242ZM245 168V169H244ZM256 168H258V169H256ZM19 169V168H18ZM59 169V170H58ZM64 169V170H63ZM84 169V170H83ZM143 169V170H142ZM185 169H187V170H185ZM249 169V170H248ZM250 169H252V170H250ZM260 169V170H259ZM63 172H61V171ZM78 170V171H77ZM80 170V171H79ZM87 170H88V172H87ZM95 170H96V172H95ZM100 170H99V172H100ZM148 170V171H149ZM181 170H182V173H181ZM197 170V171H196ZM200 172H204V174L203 175H205V177H206V175H207V180H208V182H209V179H210V177L211 176H213V177H211L214 181L216 180L217 182L219 181H221V185L219 184V186L216 184L217 182H214V181H211L210 180V183H212V184H209L208 185V182H205V183H203L204 181H203V177L204 176H202V173H200V175H199V171ZM210 170H214L215 171V174L214 173H212V172H214V171H210ZM242 170H243V172H242ZM255 170V171H254ZM25 171H27V172H25ZM30 171V172H29ZM37 171H39V172H37ZM48 171H50V172H48ZM52 171V172H51ZM57 171V172H56ZM90 171H91V174H90ZM149 171V172H150ZM154 171L156 172L155 174H154ZM208 172L207 174L205 173V172ZM252 171V172H251ZM261 171V172H260ZM32 172V173H31ZM41 172V173H40ZM42 172H43V175H46V176H42ZM59 172H58V174H59ZM80 173V174H78V173ZM87 172V173H86ZM151 172V173H152ZM175 172H177V173H175ZM188 172V173H187ZM210 172V173H209ZM217 172V173H216ZM45 173V174H44ZM54 173H56V174H54ZM90 175H89V174ZM178 173H181V174H178ZM184 173V174H183ZM254 173H255V175H254ZM263 173V174H262ZM55 175V177L53 176L52 177V175ZM78 174V175H77ZM94 174V175H93ZM106 174V175H105ZM160 174V175H159ZM167 174V175H166ZM173 174V175H172ZM209 174V175H208ZM210 174H212V175H210ZM168 175H170V176H168ZM181 177H180V176ZM193 175V176H192ZM196 175V176H195ZM215 175V176H214ZM231 175H233V176H231ZM2 176V177H1ZM0 176V214L1 215H3V214H5V216L7 215V209L8 208H6L7 207V204H6V202H7V200H8V195L11 197V202L15 199L14 198V196H13V190L11 189V183L9 182L10 180V177H5V176H3V175H1ZM67 176V175H66ZM65 176V177H66ZM79 176H81L80 178H79ZM92 178H91V177ZM94 176L96 177V180L94 179ZM100 176H102V177H100ZM104 176V177H103ZM165 176H166V178H165ZM191 176L193 177V178H195V179H192L191 178ZM208 176H210V177H208ZM229 176L232 178V179H235L234 181H232V179L231 178H229ZM5 177V178H4ZM175 177H176V179H175ZM180 178V180H179V178ZM184 177V178H183ZM202 177V178H201ZM204 177V178H205ZM236 177V178H235ZM50 180H49V179ZM52 178H54V179H52ZM67 178V177H66ZM75 180H74V179ZM80 179V180H78V179ZM85 178V179H84ZM100 178V179H99ZM165 178V179H164ZM173 178H174V180H173ZM205 178V179H206ZM209 178V179H208ZM227 178H229L227 181H225ZM8 179V180H7ZM31 179V180H30ZM56 179V180H55ZM67 179H69V177L67 178ZM84 179V180H83ZM93 181H92V180ZM102 179V180H101ZM152 180L154 183H157L156 181L157 180ZM185 179V181H182V180H184ZM191 179V180H190ZM202 179V180H201ZM231 179V180H230ZM48 182H47V181ZM53 180H55V181H53ZM168 180V181H167ZM179 180V181H178ZM230 180V182H234V184L235 183H237L239 186H236V185H234L233 183H229L228 185H226V182L228 183V181ZM237 180V181H236ZM52 181L54 182V183H52ZM159 181V180H158ZM163 181H161V184L162 183H164ZM180 181H181V183H180ZM188 181V182H187ZM206 181V180H205ZM223 181V182H222ZM173 182H170V185H171V183H173ZM182 182H187V184H184V183H182ZM199 182H201V183H199ZM25 185H24V184ZM49 183L51 184H55L53 187H50V185H49ZM102 183V184H101ZM166 183H164L165 185H161L160 184V181H159V185H158V183H157V185L156 186H159V190H158V192H163L164 194H166V195H164L163 193L161 194V196H166V197H169V192L167 191V190H169V187L166 185ZM214 183H215V185H217V187L214 185ZM243 183V184H242ZM117 184H119V186L117 185ZM223 184V185H222ZM231 184L232 185H234L233 186V188H232V186H231ZM100 185V186H99ZM173 185V184H172ZM207 185V186H206ZM227 187H226V186ZM49 186V187H48ZM80 186V187H79ZM131 186V185H130ZM168 188H167V187ZM203 186H204V188H203ZM211 186V187H210ZM222 186V187H221ZM226 188V190H224V187ZM231 186V187H230ZM243 186H245V187H248L249 189H247V188H245L244 187V189H246L247 191H245L244 189H243ZM102 187V188H101ZM112 187V188H111ZM207 187V188H206ZM209 187V188H208ZM218 187H220V188H218ZM230 187V188H229ZM30 188V187H29ZM29 188H25L26 190H28ZM52 188V189H51ZM146 188V189H145ZM201 188L202 189H204V191L203 190H201ZM215 188L217 189V193H216V190H215ZM222 188V189H221ZM232 188V189H231ZM51 189V190H50ZM58 189V190H57ZM102 189H104V191L102 190ZM127 189V190H126ZM143 189V190H142ZM167 189V190H166ZM206 189V190H205ZM242 189V190H241ZM257 189V190H256ZM102 190V191H101ZM109 191L110 193L108 194V192H106V191ZM220 190H222V191H220ZM240 190V191H239ZM244 190V191H243ZM254 190V191H253ZM3 191H4V193H3ZM82 191V192H81ZM141 191V192H140ZM143 191V192H142ZM164 191H166L167 193H168V195H167V193L166 192H164ZM172 191V190H171ZM213 191V192H212ZM243 191V192H242ZM76 192V191H75ZM84 192H85V194H84ZM150 192V193H149ZM204 192V193H203ZM237 192H238V194H237ZM240 192H242L241 194H240ZM256 192V193H255ZM53 193V192H52ZM108 194V195H106V194ZM140 193H141V195H140ZM252 193V194H251ZM159 194V193H158ZM175 194V193H174ZM206 194V195H205ZM227 194V195H226ZM223 196V197H221V196ZM252 195V196H251ZM229 196H231V197H229ZM241 196V197H240ZM84 197V196H83ZM165 197V198H166ZM209 197H212V198H210V200H209ZM219 197V198H218ZM238 197H239V199H238ZM246 197V198H247ZM255 197V196H254ZM254 197H252V198H254ZM14 198V199H13ZM164 198V197H163ZM214 198H217V199H215V200H218V202H216L215 201V203H218V204H215L214 203V200H212V199H214ZM226 198L228 199L227 201H226ZM229 198L231 199V200H229ZM244 198H242V199H244ZM245 198V199H246ZM154 201V202H153ZM210 203H209V202ZM220 201V202H219ZM223 201H225V202H223ZM230 202V204L229 203H227V202ZM235 201V202H234ZM52 202V203H51ZM154 203V204H153ZM156 203V204H155ZM170 205L172 204V202L171 203H169ZM60 205H61V203H60ZM154 205V206H153ZM222 205V206H221ZM234 205V204H233ZM236 205V204H235ZM84 206V205H83ZM156 207V208H155ZM212 207H211V210H212ZM222 209H221V208ZM225 207V206H224ZM25 209H30V210H34V207L32 206V205H30V204H27L25 207H24ZM152 208V209H153ZM234 208V206H232V209ZM61 209V210H60ZM153 209V210H154ZM254 210V209H253ZM253 210H251L252 212H253V214H254V217L253 218H251L252 219V223H253V221H254V223L253 224H259V225H261V224H263L262 223V221H264V217H263V220H262V217H260V215L261 214H259V213H263L264 214V209L262 210H255L256 212H258V213H254V211ZM224 211V210H223ZM250 211V212H251ZM260 211V212H259ZM2 212V213H1ZM4 212V213H3ZM66 213H67V211H66ZM182 213H184V211H182ZM64 214H65V212H64ZM82 214V213H81ZM250 214V213H249ZM252 214V213H251ZM255 214H256V216H255ZM262 214V215H263ZM91 215V214H90ZM183 215V214H182ZM184 215L186 216V214L184 213ZM183 215V216H184ZM259 216V218H258V216ZM261 215V216H262ZM4 215L2 216V218H1V226H0V230H1V232H0V234L2 235V233H4L2 236H0L1 237V240H0V244L2 245V246H0V248L2 247V249L5 251V248H6V251L7 250H13V252H15V249H14V246L11 244V242L8 240V238H6L5 239V237H7V232H8V230L9 229H11V227H9L10 226V223H9V221H7L8 223H6V218L7 217H5ZM250 216H253V215H250ZM256 217V218H255ZM5 219V220H4ZM86 221H85V220ZM255 219V220H254ZM258 219V221L257 222H255L256 220ZM259 219H261L262 221H260L261 222V224H260V222H259ZM84 220V221H83ZM153 220V219H152ZM91 221H93V222H95V223H93V222H91ZM99 221H101V222H99ZM111 221V222H110ZM112 221H114V223L112 222ZM154 222H155V219L153 220ZM5 222V223H4ZM21 222L24 224L25 223V225L26 226H29L30 224L32 225L33 224V222L31 223V222H29V223H26V222H24V220H22L21 219ZM89 222L91 223V224H89ZM157 222V223H156ZM156 226L158 225V230H160V233H162L161 235H163L164 234V232L165 233H168V231H169V235H172V234H170V230H169V228L167 229L165 226H162V224L161 225H159V220L158 219H156ZM259 222V223H258ZM21 223V224H22ZM88 223V224H87ZM98 223H99V225H98ZM112 223V224H111ZM154 223V224H155ZM197 223V222H196ZM3 224V225H2ZM22 224V225H23ZM29 224V225H28ZM87 224V225H86ZM111 224V225H110ZM5 225V226H4ZM9 225V226H8ZM109 227H107V226ZM160 226H162L161 228H159ZM2 227H4V228H2ZM179 228L180 227H182L181 225H179L178 226ZM8 230H7V229ZM102 228V232H100V229ZM125 228L127 229V230H125ZM163 228H164V230H163ZM4 230V232H3V230ZM63 229H65V228H63ZM162 229V230H161ZM7 230V231H6ZM103 230H105V232L103 231ZM125 230V231H124ZM21 232V234L19 233V231H11V233L13 234V233H17V235H20L19 237L17 236V235H15V234H13V236H15V238L16 239H19L20 238V240H22L23 238H21V237H23V235H26L27 234V232H26V234H24V232L22 231V230H20ZM83 231H81V232H79V235H82V234H84V232ZM164 231V232H163ZM5 232H6V234H5ZM19 233V234H18ZM123 233H124V235L126 234V236H124L123 235ZM23 234V235H22ZM96 234V236H98ZM5 235V236H4ZM22 235V236H21ZM49 235V236H48ZM48 235L47 236H41L40 234L38 235V236H35V235H33V237L31 238V237H29L28 238V240H30V238H31V240L35 237V239L37 240V241H39V242H37V244L38 245H36L37 246V249H36V246H35V248H33V246L32 247H30V248H28V249H26V248H24L23 246V250L22 251H24V249H25V251L27 252V251H29L30 250V252H28V253H30V255L29 254H27L25 257L26 258H28L29 256H31V257H33L34 259L36 258H38V262H39V251H38V246H39V248H40V251L41 252H43L44 250V252H46L47 254H49L50 256H51V254H52V257L54 256V257H57V255H56V253H58V252H56V250H55V246H53V242H51L52 240H53V236L51 237V235H50V233H48ZM116 235V236H115ZM123 236V237H122ZM105 237V236H104ZM103 237V238H104ZM107 237V236H106ZM113 237V238H114ZM122 237V238H121ZM118 238H119V236H118ZM24 239H25V237H24ZM34 239V240H35ZM102 239V238H101ZM8 240V241H7ZM34 240H32V241H34ZM85 240H86V238H85ZM93 240H95L94 238L93 239H91V241H93ZM118 240V239H117ZM117 240H115V241H117ZM99 241H101V242H94L96 245L97 244H99V246H97V247H95L94 248V250L96 251V250H101L100 248L101 247H103V245H106V244H108L107 242L105 243V244H101V243H103V240H99ZM132 241H133V243H132ZM172 241V240H171ZM110 242V241H109ZM132 243V244H131ZM112 246V245H111ZM151 246H152V253L150 252V254L151 255H149L150 257L151 256H153L155 253L157 254H155L156 256H154L152 259V261H149V260H147L150 264H151V262H153L154 260H157L158 259V257H161V255H158V253H160V250L158 249V248H156L157 246L156 245H152L151 244ZM7 247H10V248H8L7 249ZM73 247H74V249H75V251L74 252H76V253H74V254H76V255H74V256H77V257H80L82 254H83V252L82 251H80V250H78V249H80V247H78V246H76V245H73ZM114 247V246H113ZM133 247V248H132ZM139 247V248H138ZM153 248H156V250L155 249H153ZM73 249V250H74ZM114 249V248H113ZM2 250V251H3ZM99 250H98V252H97V254L99 255ZM139 252H138V251ZM142 250V251H141ZM5 251V252H6ZM23 252V253H26V252ZM126 251V252H125ZM128 251V252H127ZM130 251V252H129ZM155 251V252H154ZM159 251V252H158ZM237 251V250H236ZM43 252V253H44ZM172 252H174V253H172ZM172 252H171V250L169 251V249H167V250H165L164 251V253H167L168 255H170L171 256V258H172V256H173V258H175L176 256L177 257H179L180 258V256H182V255H184L183 253H182V255H179L181 252H179V251H175V250H172ZM170 253V254H169ZM238 253V252H237ZM78 254V255H77ZM101 254H102V251H101ZM100 254V255H101ZM178 254V255H177ZM186 255H188L186 252H185V257H188V256H186ZM228 257H233V255H229L228 253L226 254ZM236 255L237 254H235L234 256L235 257H233V259H235L236 258ZM59 256V255H58ZM89 256L90 257H92V256H94V253H92V252H89ZM100 257V256H99ZM98 257V258H99ZM122 257H121V259H122ZM143 257V258H142ZM134 258V259H135ZM156 258V259H155ZM120 259V260H121ZM146 259V260H145ZM136 260V259H135ZM82 261H83V259H82ZM99 261H102V262H104L105 263V259L103 258V257H100L99 258ZM142 261V262H141ZM81 262V261H80ZM148 262H146V264H149ZM82 264V263H81Z\"/></svg>","mask_w":264,"mask_h":264}]
</instances>
